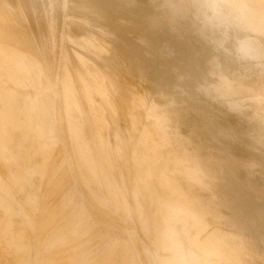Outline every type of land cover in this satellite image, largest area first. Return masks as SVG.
Here are the masks:
<instances>
[{"label": "rangeland", "instance_id": "obj_1", "mask_svg": "<svg viewBox=\"0 0 264 264\" xmlns=\"http://www.w3.org/2000/svg\"><path fill=\"white\" fill-rule=\"evenodd\" d=\"M3 1L0 0V14H2L1 17L4 19L3 21H4L7 29H9L11 32L15 31L14 33L16 34L17 38L15 39L16 42L14 41V44H13L14 47L16 46V48H19L20 50L22 49L23 51L22 50L21 51L23 52V54L24 53L25 54H24L23 58L21 60H19L17 54L8 51L7 48L4 47L5 44L0 42V45H1L0 46V54L3 55L7 60L15 63L18 66L19 70H20V73H17V74H14V75H13L12 72L8 73V75L0 74V82H2V84H5L6 87H8V88L11 87L12 88L11 91L7 92L6 94H3V97L5 95V98H4L5 105H7L6 106V115H8L9 113L11 114V117H12V120H13V125L17 126V127L15 126L17 131H18L17 128H19L21 126L20 124H22L21 123L22 119L24 120V121L23 120L22 121L25 124H24V127H22V126L20 127V128H23V129L19 128L20 129L19 132H17L14 129L16 131V133H17L16 135L17 136L21 135L20 137L19 136L15 137V134L13 133L15 131L14 130L12 131V133H13L12 139L15 140V143L13 142L14 140H12L10 142V144L8 142L7 143L8 145L4 146L3 142L0 141V147H1L2 150H3L4 147H6V148L7 147L8 148L11 147L10 149H13V152L15 151V154H16V152H18V155H15L14 153L12 154V152H9V155L8 154L5 155V153H3V155H0V160L2 161V164H4L5 166H10V168H11L10 169L11 170L10 171L11 175L9 176V178L5 174L4 175H0V188H1L0 189V206H1L0 208L3 207V193H2L3 185L5 183H8V185H11V187L9 186V188L11 190H10L9 196H8V207H9V213L10 214H8V212H5L7 214V216H6L5 213H3L5 211V210L3 211V208H4L3 207L1 209L2 212L0 213V217H1V214L3 213L2 216L4 215V218H6V217H8V219H9V217L12 218V221H14L12 223L13 226L10 223L12 221H10L8 223V225L10 227V230H11L12 227L15 228L14 230L12 229V231H10V232L7 231V233L6 232L3 233L2 230L7 225V222H8V219H7L6 225H4L5 227L0 229L1 230L0 231L1 235H3V234H6V236L8 235L6 239H5L6 236H4V235H3L4 236L3 238L0 237V239L3 240V241H0V254H1L0 255V264H3V263L4 264H6V263L15 264L17 260H18L17 263L20 260V262L22 264H49V263H47L49 261H50V264H58V263L59 264H73L74 262H76L74 264H88V263H90L89 261H90L91 258H97L98 259L100 257H105L106 253L109 250L107 251V249L105 247V244H106V241H107V238L104 237L105 233L103 234V232L106 231L105 230V226L102 227L103 229H100L101 225L99 223V220H100L99 210H100V204H101L100 195L105 194L106 190H107L109 195L110 194L113 195V199H114L115 196H118L119 199L117 200V202H114L113 200L111 201V200L108 199L107 202L104 201L102 204H104V205L107 204L109 210L111 209V207L113 208V210H115V209H122L123 210L124 209L127 212V215H128V216H124V218H123V228H122L123 233L122 232H115L112 235L115 239H118L121 242L124 241L123 244H122L123 246L121 245L122 248L120 246H118V248H116L115 246H112L111 251H109V254L107 256L114 257L117 252H120V256H122L124 258V260H126L128 258L130 259V257L131 258L135 257V256H137L139 254V251H137L138 248H140L139 250H141V245L139 244V242H142V243L145 242L144 244L150 245V247H151V245H153V244H151L153 241L150 242L148 240H151V239L153 240V237H155L157 235H158L157 236L158 238L161 237V244L158 243L163 248V249H161V252H163V254L169 252V248L167 247L168 246V242L165 243L166 239H165V237H163V234L162 233H158L157 234L155 231H153V233H152V230H150L149 228H146V229L144 228L143 229V227H146V225L143 224L141 222V220L136 216L138 214V212L142 208L141 207L142 199L144 200L146 197L148 199V198H151L153 196L152 195L153 194L152 191L155 189L153 187V184L151 183L153 181V176H154V174H153L154 170L153 169L156 167V164H158L159 161H161L163 159L162 157H164V155H161V154H159L157 152V150L155 148V145L153 143H152V145L150 147L151 149H148V150L147 149H143L142 151H139L140 154L142 153L141 155L140 154H138V155H136V154L128 155V156H130V159H129V161L127 160V163L129 162L131 165L133 163H135L137 167H143L145 172L149 171L148 174L145 173V172L143 173L144 177H143L142 174L138 175V173L133 176L132 169L129 168L126 171V173L128 172L131 177L129 176L130 180H126L125 176L122 174L123 171H121L122 173L117 171V167L119 168V166L122 165V163H123V161H122V160H124L123 157L125 159L127 158V154L124 155L122 153H119L118 155L113 154V153L112 154H108V162L109 163L113 162V163H111V165H112V168H113L112 171L114 172L113 177L111 176V173L108 172V176H107L108 177V181H106V177L104 175L105 171L100 169V167H101L100 165H102L104 163V158L98 153V150L100 149V144L102 143V145L104 147H109V150H110L113 147L111 145H113L117 140H121V139H117L116 140V138L113 139L111 137H108V135H110V132L108 130H106V129L108 128L109 130H113L114 133H115V131H119V129H120V131H123V125L124 124H123V122L120 119L123 118L122 117L123 114H125L124 116H126L128 114L126 117L129 118V121H131L129 123V125L131 124V126H129L128 123H127L126 128H124V129L127 130L128 133L125 130L127 137H124L123 140L125 141V145L128 144L127 146H128L129 149H132L133 147L135 149L136 145L134 144V142L136 141L135 137L137 136V134H136L137 130L135 131V127H136V124H137V122H136L137 121V117H136L137 114L136 113H138V111H137V106L135 104H133V103L137 102V98H139V96L141 97V99H144L146 101H148V99H150L152 97H155V102L156 103L158 102V100H160V99L162 100V98L167 97V95H165V93H167V91H164V90L159 91V89H157V88L148 89L147 87H145L144 85H146V84H147L146 86H148L147 79L140 80L141 83L139 84V88L138 89L137 88L134 89V91L137 90L138 92H139V89H140V92L143 93L142 95H141L140 92H139L140 93L139 94L137 91H136V94H137L136 95L135 92L133 91V89L130 88L129 85L134 82L133 80L136 79L138 74H135V72L132 71L133 69H131V66H130L131 65L130 63H133L135 61L131 57V52H132V47H133L131 45L132 42H130L131 43L130 44L129 41L128 42L127 41H123V39H124L123 36L124 35H132V34L141 35L140 37L143 36L142 38H146L148 34L149 35H151V34L156 35V37L154 38L155 39L154 42H152V44L149 45V46H148V42L145 41V40L141 41V42L137 41L134 45H137V49H140L141 52H143L142 54H144L145 56L148 55V51L149 50H151L152 52L155 51V55L156 56L153 59V62L151 61V58H150L149 62H150L151 65H155L157 67H163L164 65L170 67V71H171L170 81L173 78L172 81H171V89H170L171 90L170 93H171L172 100L174 98H176V99L178 98L177 100H179V99L183 100L185 98L184 101L186 100L185 107H182V109L185 108L184 109L185 111H180L179 112V113H184L185 115H187L186 117L188 118V119L186 118L187 121L185 123L186 132H184V133L182 132L181 133L182 135L180 133H178V132H177L178 135L174 134L175 131L173 129H171V127H169L168 123L156 122V124H154L155 123L154 122L155 117H152L150 115H149V118L146 121V124L149 125V123H150L149 127H151V125H154V127H155V125L156 126L162 125V126H160L162 130H166L167 132H169L170 130L172 131L171 132V134H173L172 136H170L169 138L167 136L163 137V144H164L163 147L166 146L165 147L166 149L171 148L173 145H180L182 143L184 144V146H186V152L187 153L185 155V160L183 162L182 161L180 162L181 165H188L189 164L188 167H190V168L191 167H196V165L199 162L205 160V161H208L210 163L212 162L211 164L215 165V167L218 170V173L215 176H204V175H201L196 180H193L192 177H190L187 174V177L189 179H187L186 185H180L176 181L174 182L175 176L178 175V174L176 175L178 168L173 163V167L176 170L175 173L172 174L173 177L172 178L171 177H167L165 179V181L164 180H163L164 182L161 181L160 182L161 184H159V185H161L163 188L166 185V187L164 188L165 191H166V188L168 186L167 190L169 191V194L173 195V197H176V199H179V200H178V202L177 201L173 202L171 200H169V201L168 200H166V201L164 200L163 201V199L161 197L160 198L161 200L158 201L159 206H161L160 208L161 209L162 208L163 209L164 208L165 209H168V208L171 209L172 207H177V209L189 210L193 214H195V213L197 214V213H200V212H205L206 210H216L218 212V215H220L219 216L220 219L216 218V219H214V222H213V223H216V226L218 227L217 230H215V232L212 233L210 231L211 230L210 224H206L205 223L203 225V230L202 229L200 230V232L202 233L201 236H202V238H204V239L207 238L210 241L212 239H214V241H218L219 240L218 238L220 237V242L219 243L222 244L223 246H226V245L223 244L224 241H225V243L227 244L228 247L226 246L225 248L224 247L222 248V246L218 243L219 246L223 249L224 252L222 251V253H224V254H222L220 252L221 248H218L219 250H213V251L202 249L203 251L202 250L201 251L204 254L202 253L201 255H206L207 254L210 257L211 256L215 257L214 258L215 259V263L214 264H264V262H262V261H264V259H263V257H264L263 256L264 255V170H263L264 169V146H263L264 143L262 142V141H264V124H263L264 123V97L260 98L259 100L257 98H249L252 101H254L255 99L258 100L256 102V105L254 107H252L253 112L255 111L253 113L254 117H252V121L241 122V123L236 122V124H235V122L229 120V116L227 117V114L225 113L226 114L225 115L224 111H223V113H221L222 111L221 110H217L215 107L212 108L210 106L200 104L201 103V99L204 98L202 93H201V90H202V88H204V87H206L208 85L207 80H208V77L211 75L210 69L208 67H206L207 62L210 61L211 59H215V58L216 59H218V58L219 59H223V56L219 55V53L217 51L212 50L211 48L209 49L208 45L207 46H206V44L202 45V43H201V41H205V42L208 41V43L211 44L214 41H219V40H217L218 36L216 35L218 29H216L217 27H216V25L214 23V20H215L214 19L215 18L214 12L211 9H203L202 8L203 4L198 3V1H196V0H155V1L154 0H127V1H125V0H119V1L118 0H97V1H95V0H92V1L91 0L90 1L89 0H85V1L84 0H80L81 2H79V0H46V1L45 0H27L26 2H25V0H21V3L22 4L24 3L23 5L19 2V0H13L14 2L12 0H5L6 2L5 1L3 2ZM87 1H88V3H87ZM7 2L8 3L10 2V4H8ZM82 2H84L83 3L84 5L81 4ZM85 2L87 3L86 5H85ZM25 3H27V4H25ZM75 3L77 5H75ZM78 3H80V4H78ZM100 3L102 4L103 8H101ZM15 4L18 5V6H15ZM90 5H92V6L90 7ZM125 5H126V7H125ZM85 6L86 7L88 6L87 8L89 10ZM24 7L25 8L26 7L30 8L29 9L30 11L28 10L29 12L27 11V13H26L27 8L25 10ZM34 7H36V8H34ZM67 7H68L69 10H67ZM109 7H111V8H109ZM22 8H24V9H22ZM70 8L72 10H74V11H72ZM79 8L82 11H80ZM156 8H157V10H156ZM18 9L20 10V15H19ZM76 9L79 10V11L77 12ZM100 9H102V10H100ZM135 9L137 10L136 12H135ZM7 10H8V12H6ZM85 10H86V12H85ZM87 11H88V13H87ZM90 11H91V13L92 12L93 13L90 14ZM142 11H143V13H142ZM190 11H191V13H190ZM5 12L7 13V15H6ZM36 12H37V14H36ZM82 12H85V13H82ZM178 12L181 13V14H179ZM16 13H18V14H16ZM110 13L112 15H110ZM144 13H145V15H144ZM192 13H194V14H192ZM31 14H32V16H31ZM98 14H100V15H98ZM166 14H167V16H166ZM156 15H157V17H156ZM103 17H105V18H103ZM60 18H61V20H60ZM74 18H76V19H74ZM88 18L90 20H87ZM121 18H124V19H121ZM32 19H33V21H32ZM164 19L166 21H164ZM38 20H40V21H38ZM183 20H184V22H183ZM58 21H59V23H58ZM94 21H98V23L97 22L94 23ZM209 21L212 22L213 24H210ZM55 22H57V23H55ZM100 22L103 23V24L105 23L103 25V27H106V28L108 27V28L107 29L106 28L105 29L102 28V24ZM180 22L183 23V24H181ZM185 22H187V23H185ZM75 23H76V25L74 26ZM139 23H140V25H139ZM15 24H16V26H15ZM30 24H31V26H30ZM70 24H72L73 26L71 27ZM79 25H82V26H79ZM107 25H109V26H107ZM112 25H113V27H112ZM33 26L36 27V29ZM39 26H41V27H39ZM42 26H44V28H42ZM56 26L58 27V30H57ZM79 27H83V28L81 29ZM116 27H118V30L116 29ZM18 28H19L20 31L18 30ZM69 28L70 29L73 28V32L69 31L70 30ZM132 28H134V29H132ZM12 29H13V31H12ZM27 29H28V31H27ZM74 29H75V31H74ZM127 29H128V32H126ZM214 29H215L216 32H214ZM31 30H33L34 32L36 31L37 33H34ZM67 30H68V34L70 32L69 35L66 34ZM94 30H95V32H94ZM107 30L109 32H107ZM57 31H59V32H57ZM85 31H88V32H85ZM139 31H141V32H139ZM97 32H98V34H97ZM133 32H135V33H133ZM86 33H88V36L90 38L88 36H86L87 35ZM99 33L101 35H104V36L99 35ZM196 33H198V34H196ZM36 34L41 39H39V37ZM73 34H75V35H73ZM77 35L82 36V37L79 38V36H78L77 41H74L75 40L74 38H77L76 37ZM23 36H25V37H23ZM34 36L38 37V38H35ZM83 36H85L87 39H85V37H83ZM200 36H201V38H200ZM45 37H46V39H45ZM102 37L106 38V40L103 39ZM157 37H158V39H157ZM164 37L167 39V42H166ZM70 38H72V39H70ZM169 38H170L171 41H169ZM25 39L27 41H24ZM38 39H39V41H38ZM88 39H90V40H88ZM172 39H173V42H172ZM107 40L109 41V43H108ZM110 40H112V41H110ZM160 41L162 43H160ZM41 42H42V44H41ZM79 42H81L80 45H79ZM111 42H113V44ZM158 42L160 43V45H159ZM171 42L173 44L175 43L176 46L172 45ZM220 42H222V41H220ZM23 43L27 44L26 45L27 47ZM143 43L145 45H143ZM21 44L24 45V46H22ZM39 44H41V47L39 46ZM108 44L109 45L111 44L110 46H113V47H110ZM156 44H158L159 46L156 45ZM170 44H171V46H170ZM182 44H183V46H182ZM121 46H122V48H121ZM259 46H260L259 47L260 49L264 48V46H262V45H259ZM22 47H24V48H22ZM48 47H49V49H48ZM103 47H105V48H103ZM155 47H156V49H155ZM73 48H74V50H73ZM109 48H110V50H109ZM119 48H121L123 50L121 51V49L119 50ZM185 48H186V50H185ZM76 49H77V51H75ZM168 49H170V50H168ZM195 49L196 50L198 49V50L196 51ZM178 50H180V52ZM187 50H188L189 53L187 52ZM161 51L166 56H164ZM198 51H199V53H198ZM183 52L186 55L185 54L183 55ZM84 53H86V54H84ZM110 53L113 55L112 57H111V55L109 56ZM176 54L178 55V57H177ZM30 55H32L35 60L38 58L37 56L39 55V58L35 61L34 64H30L29 63V59L31 58ZM40 55H42V57ZM84 55L85 56L87 55L89 57V60H88V57L86 56V58H85ZM104 55L106 56L105 59L103 58V57H105ZM107 55H108L109 58L107 57ZM127 55H129V56H127ZM179 55H181V56H179ZM69 56L73 57V58H70ZM90 56L94 57V58L92 57L93 60L90 58ZM194 56H195L196 59L193 58ZM43 57H45V58H43ZM47 58H48V60H45ZM124 58H125V60H124ZM177 58H179L180 60H178ZM90 59L92 61H90ZM97 59H99V60H97ZM102 59L103 60L107 59L106 62L108 60H110V61H108L106 63L105 61H102ZM122 59L124 60L125 64H124ZM145 59H148V56L143 59V62L145 61L143 64L148 67L149 62L147 60H145ZM193 60L198 61L197 63L200 64V67H199V64H197L196 61L194 63ZM74 61H75V63H74ZM98 61H99V63H98ZM113 61H116L118 64L116 62H113ZM48 62H49V64H48ZM100 62L101 63L104 62V64L102 63V65L99 66L101 64ZM185 62H186V64H185ZM47 64L49 65V67L47 66ZM55 64L57 65V67L55 66ZM113 64H115V66ZM141 64H140V66H141ZM150 64H149V66H150ZM171 64H173V65H171ZM174 64H176V65H174ZM191 64H193V65H191ZM196 65H198V66H196ZM96 66H98V68ZM147 67H146V70H147ZM103 68H105V69H103ZM183 68H184V70H183L184 72L181 73ZM195 68H199V70L200 69L201 70L199 71V70H197ZM55 69H56V71H55ZM186 69L187 70L189 69L188 73H186ZM104 70H107V71L104 72ZM230 70H231V68L227 67V71H230ZM44 71H45V73H44ZM115 71H117V72H115ZM191 71H192V73H190ZM103 73H105L107 75L109 73V76L104 75ZM119 73H121V74H119ZM183 73L185 74V76H184ZM9 74L11 76H9ZM197 74H198V76H197ZM177 75H179V76H177ZM190 75H191L192 78H189ZM202 75H204V76H202ZM1 76H3V77H1ZM32 76H34V77H32ZM113 76H114V78H113ZM119 76H121V77H119ZM124 76H126L128 78H126ZM156 77H157V81H158L159 80L158 79V75ZM132 78H133V80H132ZM197 78H199V79H197ZM123 79H125V81ZM129 79L132 82L128 83L127 81H129ZM114 80H115V82H114ZM116 80H118V81L116 82ZM121 80H122V82H121ZM179 80H181V81H179ZM143 81L145 83H143ZM33 82H35L36 84L33 83ZM190 83H192V85H190ZM239 83H242L243 87L252 88L253 91L264 93V74L260 73L258 71V69L256 71V74H254L253 76L244 77L242 81L235 82V85H238ZM40 84H41V87H44V86L48 87L49 85L50 86H54V90L52 91V90L45 89V91H43V90L39 91V85ZM106 84H107V86H106ZM120 84H121V86H120ZM126 84H128V86H126ZM116 85H118V86L115 88ZM140 85H143V86H140ZM177 86H179V87H177ZM57 87H59V90H58ZM131 87H132V84H131ZM122 88H123V90H122ZM146 88H147L148 91L146 90ZM115 89L116 90L118 89V91H116ZM119 89L122 92L120 94V97L118 96L119 93H120ZM142 89L146 90L147 92L142 90ZM185 89L187 90V92L190 91L189 92L190 95H189V93L187 94ZM130 90H132V91H130ZM156 90H157L158 93L156 92ZM173 90H175V91H173ZM114 91H116V93L118 92L116 94L117 97L115 96V92ZM41 92H43V93H41ZM128 92L130 94H128ZM155 92H156V94H155ZM161 92H163V93L161 94ZM50 93H54V94H52L53 97H54V105L53 104L51 105V103H52L51 101L52 100L49 97ZM131 93H132V95L135 94L137 97H135V95L132 96ZM168 93H169V91H168ZM248 93H250V92H248ZM109 94H110L111 97L109 96ZM112 94H113V96H112ZM130 95L133 98V100H131ZM157 95H159V96H157ZM12 97H14V98L12 99ZM67 98L69 99V101H68ZM109 98H112V99H109ZM134 98L136 100H134ZM56 99H58V104H55L56 103ZM113 99H114V102L116 104L114 102H112ZM117 99H119V100H117ZM156 99H158V100H156ZM122 100H124V101H122ZM129 102L131 103V105H130ZM189 103L192 104V106ZM100 104H102V105H100ZM117 104H118V106H117ZM20 105L23 107V112H21L23 114L19 113L20 110H22L21 109L22 107ZM109 105L111 106L112 109L110 108ZM129 106H131L133 108H131ZM43 107H44V109H43ZM101 107H103V108H101ZM122 107H123V109H122ZM127 108H128V110H127ZM56 109H58V110H56ZM130 109H132V110L134 109V110L133 111H129ZM118 110L119 111L121 110V111L119 112ZM56 111H58V112H56ZM46 112H47V114H46ZM130 112H131V114H130ZM150 112L153 113L155 111L151 110ZM27 113L30 116L29 115L27 116ZM119 113H123V114H119ZM31 116H33V117H31ZM117 116H118V118H117ZM208 116H211V117H208ZM29 117H31V119H29ZM104 117H106V118H104ZM107 117H108L109 120H111L110 123L106 120ZM32 118H34V119H32ZM42 118H44V119H42ZM16 119L18 121L15 122ZM28 119L31 120V123H32L31 127H30V122L26 121ZM68 119H70V120H68ZM33 120H34V122H32ZM45 120H46L48 125H50V126L52 125L53 126V124H54L55 128L63 130L62 133H63V136L65 138H71L73 136L76 137V133H79V132H80V134L82 136H84L83 137L84 144H81L78 141V138L76 137L77 145L75 147V151L70 153V154L67 151L68 148L64 149L63 147H60V149L59 148H57L58 150L56 149L57 154H59L61 156V158L63 157L64 160L63 161H62V159L60 160V156H56L55 155L56 152L54 154V157H53L54 159L53 160L55 161L56 165L62 166L61 167L62 171L64 170L66 172L63 171L64 172L63 173L61 171L60 175H58L57 178L52 181V183H54V184L51 183V185H49V181L47 182V178L45 179V182H47V183H43V185H41V183L39 182L38 176H37V178L35 180L31 179L34 175H36L39 172V169L35 170L36 168L33 165L35 163H37V165H38V163H39V165H42V164L45 163V161H44L45 160V156H44L45 153L43 151H38L36 149L37 146H35V145H37V141L35 142L36 139L33 138V137H37V134H35V132H34V131H36V133H37V127L36 126H40L42 122H45ZM53 120H54V123L52 122ZM225 120H227L228 122H226ZM218 121L221 123V125L218 124L219 123ZM225 122L227 123V125H225L226 124ZM26 123H29V124H26ZM33 123H35V124H33ZM72 123H73V125H72ZM133 123H134V125H133ZM237 123H238V125H237ZM176 124L179 125L178 122ZM203 124H204V126H203ZM33 125H35V127H33ZM101 125L105 127L104 131H103L104 136L100 135L101 134V130H100V126ZM119 125H120V127H119ZM236 125H237V127H236ZM28 126L30 127L31 131H30ZM223 126H225V129L223 128ZM129 127H131V129ZM26 128H28V129H26ZM5 129L8 130V131H6ZM72 129H74V131L76 130V133ZM241 129H243V130H241ZM4 130L6 131V133H5ZM23 130H24V132H22V133L24 135L20 133V131H23ZM26 130H27V132H26ZM28 130H29V132H28ZM106 131H107V134H106ZM192 131H194V132H192ZM30 132L34 133L35 136H34V134H33V136H30V134H32ZM227 132H229L231 134V136ZM9 133H11V126H9V125L5 126L4 122L2 123V125L0 124V139L3 140V138H5V136L8 138L10 136ZM64 133L66 134V136H65ZM127 134H130V135L128 136ZM238 135L240 137H238ZM25 136H27V137H25ZM21 137H22V139H21ZM29 137H30V139H29ZM18 138H19L20 141H22L24 139L22 141L23 143L20 142L18 140ZM25 138H27L28 140L27 139L25 140ZM256 140H257V142H256ZM25 141H26V143L24 145ZM150 141H152V140L150 139ZM18 142H20L19 145L16 144ZM31 142L33 143L32 145L30 144ZM237 142H238V144H237ZM110 143H112V144H110ZM144 143H146V144H144ZM148 144L149 143L146 142V141H142L141 142L142 146H147ZM21 146H24V147H22V149H21V148H19ZM29 146L31 147V150H30V148L27 149ZM33 147H35V148H33ZM24 149H25L24 153L28 154L29 157H28V155L26 157L25 154L23 153ZM26 149H27V151L29 153L26 151ZM93 149L97 150V152H92ZM17 150H22V151H17ZM19 152H21L23 154H20ZM143 152H144V154H143ZM41 153L42 154L44 153V154L41 155ZM40 155L43 157V159H44V160L42 159L43 161L40 160L42 158ZM144 155L146 157L142 158V156H144ZM151 155H152V158H151ZM11 156H13V157H11ZM110 156H112V157H110ZM117 156H118V158H117ZM188 156H189V158H188ZM18 157H19V159L17 160ZM20 157H22V158H20ZM23 157H24V159H23ZM30 157H31V159L29 160ZM38 157L40 159H38ZM57 157H59L58 158L59 162H57ZM158 157H159V160H158ZM35 158H37L38 160L35 159ZM140 158H142V159H140ZM186 158H187V160H186ZM21 159H23L24 162H22ZM20 160H21V162L19 163ZM28 160H29V162H27ZM219 160H220L221 163L219 162ZM39 161H41L43 163L41 164V162H39ZM156 162H158V163H156ZM65 163H66V165H65ZM118 163L120 164L119 166H118ZM144 163H145V165H144ZM21 164H22V168H21ZM26 164H28V165L26 166ZM30 164H32V165L30 166ZM50 164L52 165L51 161H49V166H50ZM218 166H220V170H219ZM255 166H256V168H255ZM64 168H66V169H64ZM16 171L18 172V175H16ZM253 171H255V172H253ZM65 173H67V175H65ZM116 174H119L120 176L117 177ZM137 175H138V177H137ZM146 175H148V176H146ZM60 176H61V178H60ZM62 176H66V177H63V179H62ZM149 176H151V178H147ZM116 177H117V180H119V182L117 181L118 184H116V181H115ZM61 179H62V181H61ZM123 179H124L125 182L128 181V184H127V182L124 183ZM4 180H6V181H4ZM141 180H142L143 183L146 182L147 184L146 183L143 184L141 182ZM170 180H172V181H170ZM200 180H203V182L201 183ZM14 181L16 182V184H15ZM55 181H57L56 182L57 184L55 183ZM58 181L60 183H58ZM63 181L65 182V184L62 183ZM112 181H113V183H112ZM167 181H169V182H167ZM211 182H213V183H211ZM106 183H107V185H106ZM168 183H172V184H168ZM119 184H120V186H119ZM151 184H152V186H151ZM234 184H235V186H234ZM21 185H23V186H21ZM70 185H71V188H70ZM126 186H128V187H126ZM139 186H141V187H139ZM161 186H159V188H161V190H163ZM241 186H242V188H241ZM40 187L43 188V190ZM172 187L174 188L173 190H171ZM176 187L178 189H175ZM190 187H191V189H190ZM53 188L56 189L57 191H54ZM64 188H66V189L69 188V190H66ZM16 189H17V191H16ZM51 189H53V190H51ZM151 189H152V191H151ZM248 189H249V191H248ZM60 190L61 191L65 190L66 194L63 191L61 192ZM129 190H130V192H129ZM14 191H16V192H14ZM172 191H174L173 193H175V195L172 193ZM190 191H195V193L202 194L203 196L197 197L198 200H196L197 198L191 197L189 195ZM225 191L228 192V193H226ZM56 192L59 193V194L57 195ZM142 192H144V193H142ZM32 193H34V195ZM49 193L52 196V198L49 195L47 196V194H49ZM61 193L63 195V197L61 196L62 199L65 198L64 200H61V197H59V195ZM127 193H128V195H127ZM249 193H251V194H249ZM11 195L12 196L14 195V196L11 197ZM65 195H67V198H66ZM251 195L253 197H251ZM15 196H16V198H15L16 200L14 199ZM239 196H240V198H239ZM57 197L59 199H57ZM201 198L204 199V200H201ZM238 198H239V200H238ZM180 199L183 200V202H181ZM243 200H244V204L245 205L243 204ZM261 200L263 201V203H262ZM46 201H47V203H46ZM51 201L53 202V206H56V208L53 209ZM88 201H90V203ZM139 201H140V203H139ZM40 202H41V204H40ZM247 202H251V203L248 204ZM181 203H182L183 206L181 205ZM254 203H256V204L258 203L257 204L258 206L256 204H254ZM18 204H20V205L23 204V206H22L23 208L20 205H18ZM43 204H45L46 206L43 205ZM57 204L61 208L62 216H61V213H60V208L57 206ZM87 204H88V206H87ZM198 204H199L200 208H199ZM235 204H236V206H235ZM150 205H151V203H150ZM164 205L166 207H164ZM247 205H249L250 208ZM253 205H254V207H252ZM49 207H51V209H52L54 214H55V211H56L57 214L58 215L60 214V215L58 216L57 214H55V215L51 214L52 211H51V209H49ZM247 207H248V210H247ZM94 209H96V210H94ZM241 209H242V211H241ZM24 210H25V212H24ZM37 210H40V211H37ZM47 210H48V213L46 212ZM250 210L252 211V214L254 213L253 214L254 216L250 213L251 212ZM243 212H245L246 215ZM26 213L28 215L29 214L30 215L27 216ZM39 213H40V215H39ZM66 213H67V216H66ZM239 213H240V215H239ZM248 213H250V214H248ZM37 214H38V216H37ZM247 214H248V216H247ZM96 215H97V217H96ZM235 215H237V217ZM42 216H44V217H42ZM52 216H55V217H52ZM60 216H61V219H59ZM131 216H132V218L134 217L135 219L134 218L132 219ZM249 216L252 219V221L249 218ZM125 217H126V219H125ZM253 217L255 218V220H253ZM1 218H3V217H1ZM1 218H0V220H2L1 221L2 223L0 222V227H3V224H5V220L6 219H4V218L1 219ZM31 218H33V219H31ZM34 218H35V220H34ZM36 218H37V220H36ZM45 218H47V219H45ZM246 218L248 220H246ZM22 219H23V222H22ZM30 219H31V222H34L35 224L32 223L33 225H31ZM58 219H59V221H58ZM62 219L64 220L63 222H65L64 224L62 223ZM136 219L138 220L139 223L136 222L137 221ZM237 219H240L241 222H243V220L245 221V222H243V224H244L243 226L244 227L242 226V223H240V221H238ZM249 219H250V221H249ZM20 220H21V222H20ZM67 220H68V226H66L67 225V223H66ZM206 220H209V223H210L212 219L211 218L203 219V221H206ZM45 221H46V224H43V223H45ZM107 221H109V220H107ZM113 221H115V218H113ZM255 221L257 222V224H255L256 223ZM41 223H42V225H41ZM129 223H130V225H129ZM18 224H21L22 226L19 225V227H18ZM59 224H60V226H59ZM139 225L142 226V228H140ZM23 226H24V228L22 229ZM41 226H43L44 228L42 229ZM55 226H56V228L58 230H55ZM106 226L107 227H111L109 225H106ZM261 226H262V228H261ZM16 227L21 229V230L16 229ZM26 227H28L29 229H27ZM52 227H54V228H52ZM59 227L62 228L63 230H64L65 227H66L65 229L68 228L69 229V233H68V230L63 231L62 229H61V232H59L60 231ZM235 227H236V229H235ZM242 227L246 231L244 229H242ZM31 228H33V229H31ZM39 229L41 231L44 230V231H42V233L44 232L43 235L44 234L47 235L46 239H45V236L42 235V233H41V231ZM147 229H149V230H147ZM257 229L260 232H257ZM15 230H17V231H15ZM236 230H238V231L236 232ZM13 231H15L16 233L15 232H14V234L11 233ZM20 231H21V233L17 234V232H20ZM45 231H47L49 233L47 234ZM96 231H98V232H96ZM252 231H253V233L255 235L252 233ZM38 232H40L41 234L38 233ZM50 232H51L52 235L50 234ZM65 232L68 234L70 239L67 237V234ZM131 232H134L133 235H135V238L139 242H137V241H133L132 242L131 241L129 243L128 240L131 238V235H132ZM246 232H247V234H246ZM93 233H96V234H93ZM101 233H102V235H101ZM20 234L22 236L21 240H19L17 242L16 241L17 240L16 239L17 236L15 237V235H20ZM10 235H12V236H10ZM48 235L52 236V237H49ZM65 235H66L67 239L65 238ZM89 235H91V236H89ZM159 235H161V236H159ZM9 236L12 237V238H10ZM30 236H31V238H30ZM41 236L44 237V238H42ZM62 236H63V238H62ZM253 236H256L258 239H256V237H253ZM23 237H24L25 240L22 239ZM87 237H88V239H86ZM208 237H210V239ZM231 237H232V239H231ZM8 238H9V240L7 241ZM235 238H238V239H235ZM10 239L13 242L12 247H14L16 245L18 246V247L16 246V249L14 247V250H16L15 252H13L14 251L13 248L10 247V245H11L10 243H12L10 241ZM42 239H43V241H42ZM71 239H72V241L74 239L77 241V239H78V241H79V242L77 241L78 244L76 243V241H73V243H72ZM110 239H111V237H109L108 241ZM226 239L228 240V243H227ZM248 239H250V241ZM4 240H6L7 242L4 241ZM44 240L45 241L48 240L47 241V245L45 244L46 242ZM21 241H22V243H21ZM39 241H41V243L42 242L43 243L41 244ZM68 241H70V244H67ZM221 241H222V243H221ZM236 241H238V244H237ZM36 242H38L39 245ZM149 242H150V244H148ZM5 243L6 244L8 243V244L4 246ZM27 243H28V246H30V245L31 246L28 247ZM80 243H81V245H80ZM133 243L135 244V246L133 245ZM35 244L38 245V247H37L38 249L36 248ZM43 244L46 246L45 248H44ZM254 244H256V245H254ZM41 245H43V247ZM136 245H138V246H136ZM25 246H27V247H25ZM39 246H40V251H38L39 250ZM57 246H59V247H57ZM153 246H152V248L154 250L156 249L158 251V249H159L158 245H156L157 247L155 246L156 248H154ZM4 247H6V248H4ZM23 247H24V249L28 248V249L24 250L25 253L26 252L27 253H31L32 252V253L28 255V254H25L24 251L22 250L23 251V255L25 254L24 257H23L22 251L19 250V248L23 249ZM41 247H42V249H41ZM65 247H67L66 248L67 251L64 249ZM88 247H90V248L88 249ZM127 247H128L129 250L127 249ZM229 247L232 248V249H228ZM259 247H260L259 251H258V249H255V248H259ZM17 248L21 252L20 253L21 255L19 254V252H17ZM57 248H58V251L56 250ZM73 248H75V249L77 248L76 249L77 251L75 249H73ZM226 248L229 251L225 250ZM70 249L73 251V252H70V253L72 255H74V258L69 253V251H71ZM119 249H120V251H119ZM122 249H123V251H122ZM26 250H29V252L26 251ZM36 250H37V252H36ZM50 250L53 251V252H51ZM54 250H55V252H54ZM59 250H61V251H59ZM74 250L79 254L77 259H76V256L78 254L76 255V252ZM243 250H244V252L245 251H247V252L244 253V252H242ZM7 251H8L9 254L7 253ZM9 251H11V252H9ZM63 252H66V254L65 253L63 254ZM145 252L147 253L148 249H145ZM225 252L230 254V256H228ZM259 252H260L261 256L258 255ZM36 253L38 255L39 254L40 255L42 254V255L38 256V255H36ZM50 253H52V254L50 255ZM68 253H69V255H67ZM126 253L129 256H127ZM140 253H141V251H140ZM9 255L12 258H10ZM12 255H14L15 258H17L16 256H18L19 258L15 259V258H13ZM26 255H28L29 257L28 256L26 257ZM21 256H22V258H24V260L20 259ZM67 256H69V258ZM5 257H7L8 259L5 258ZM25 257L27 259H25ZM32 257H33V259H32ZM44 257L45 258L47 257L46 258V262H45V258ZM59 257H61V258H59ZM62 257H63V259L66 258V259H64L65 261L62 259ZM1 258H2V260H1ZM11 259H12V261L13 260L14 261L11 262ZM58 259H60V260H58ZM69 259L71 261L70 263H69ZM72 259H73V261H72ZM74 259H76L78 261H76ZM4 260H5V262H4ZM6 260H9V261H6ZM1 261H3V263ZM24 261H26V262H24ZM20 262L18 264H20Z\"/></svg>", "mask_w": 264, "mask_h": 264}, {"label": "crops", "instance_id": "obj_2", "mask_svg": "<svg viewBox=\"0 0 264 264\" xmlns=\"http://www.w3.org/2000/svg\"><path fill=\"white\" fill-rule=\"evenodd\" d=\"M196 1H198V3H201V4H203V6H202V8L203 9H210V8H208V7H206V5H209V4H211V3H214V2H219V3H227V4H235V3H237L236 1L237 0H196ZM241 1H243V2H245V3H248L249 5H254V4H258V1L257 0H241ZM260 3H262V4H264V0L263 1H261ZM252 8H256V6H252ZM230 11H234V9H230V10H228V14L227 15H224V14H215V18H216V20H214V23H215V21H217V26L218 27H222V26H230V25H232L233 24V16L230 14L231 12ZM232 18V19H231ZM214 32H216L215 31V29H214ZM216 35L218 36V38H217V40H219V41H226L227 39H226V33L225 32H221L220 30H218L217 31V33H216ZM125 37H124V39H123V41H129V42H132V45L134 46V47H132V52H131V57H132V59L133 60H135L134 62H137L135 65H136V67H135V65L133 64V63H130L131 64V68L132 67H134L133 68V71L137 74L138 73V71H139V75L137 76V79H136V81H134V86H133V84H132V88L133 89H136L137 88V86H138V88H139V84H140V79L141 80H143V79H148V86L147 87H149L148 89H151V87H153V88H158L159 89V91H161V89L162 90H164V91H167V93H165L166 95H167V97H165L164 99L162 98V100H159V102L158 103H156V102H153V101H155V97H153V98H150V99H148V101H146V100H144V99H141V97L139 96V98H137V102L135 103V105L137 106V111H138V113H137V124H136V129H135V131L137 130V136L135 137L136 138V141L134 142L135 143V145H136V147H135V149H134V147L130 150L129 148H128V146L127 145H125V141L124 140H122V139H124V137H125V130H124V127L126 128V125L127 124H125V122L126 123H128V125H129V118L127 119V117L126 116H124L123 115V118L121 119V121L123 122V131L122 132H120V131H115V133L113 132V130H109L108 128L106 129V130H108L109 132H110V135H108V137H111V138H116V140L117 139H121V140H117L113 145H111V146H113L112 147V149H110L109 150V148L108 147H104L103 145H102V143L100 144V149L98 150V153L104 158V165L102 164V165H100L101 167H100V169L101 170H103V171H105V173H104V175H105V177H106V181H108V172H110L111 173V171H112V165H111V163H113V162H111V163H109L108 162V154H112L113 152V154H116V155H118L119 153H122V154H127V152H128V154L130 155H133V154H136V155H138L139 154V151H142L143 149H150V147H151V145H152V143L155 145V148H156V150H157V152L158 153H160L161 155H164V158L158 163V164H156V169L154 168V171H153V174H154V176H153V185H154V191H152V192H154L155 194L149 199H147V197L145 198L146 200H142L141 201V203H142V205H141V210L138 212V214H137V217L141 220V222L143 223V224H145L146 225V227L147 228H149V227H151V228H149V229H151V230H153V231H155L156 232V230H158L156 233H162L163 234V237H165V239H166V242H168V248H169V252L168 253H165V254H163V252H162V255L160 254V250L162 249V247H160V245H159V251L160 252H158L156 249H155V251H154V249L152 248V247H150V246H148L147 244H144V243H142V242H139V244L141 245V254H140V251H139V254L137 255V256H135V257H130V259L128 260V259H126V260H124V258L122 257V256H120V252H117L116 253V255L114 256V257H112V256H107L108 254H109V251H111V248H112V246H115L116 248H118V246L120 245V247H121V245L123 244V242H121V241H119L118 239H115L112 235H113V233H115V232H122L123 233V231H121L122 230V228H123V218H124V216H128L127 215V212L123 209H115V210H113V208H111L110 210L108 209V205L107 204H102L104 201L105 202H107L108 201V199L109 200H113L114 202H117V200L119 199L118 198V196H115L114 197V199H113V195H109L108 194V192H107V190L105 191V194H102V195H100L101 197H100V202H101V204H100V212H99V216H101V218H100V229H103L102 227H104L105 226V238H107V241H106V244H105V247H106V249H107V253H106V256L105 257H100V258H91L90 259V263H88V264H144V263H146V264H171L170 262L172 261V260H174L175 261V263H173V264H214L215 263V257H210L209 255H201L203 252L201 251L202 249H204V250H211V251H213V249H215L214 247H212L213 245L215 246V247H217V245H218V242L217 241H215L214 243H217V244H213V241H214V239H212L211 241L212 242H209L208 240V242L207 243H205L206 241V239L204 240L203 238H202V233L200 232V230L202 229L203 230V225L206 223V224H210V228H211V232L212 233H214L215 232V230H217V226H216V223H213L214 222V219H216V218H219V215H217L218 214V212L216 211V210H206V212H200V213H195V214H193V213H191V211H189V210H186V209H177V207H172L171 209H161L160 207L161 206H159V204H158V201L159 200H161L160 198L162 197V199L163 200H171V199H174L175 200V198H173V195H171V196H169L167 193H165L164 191H162L161 189V193H160V190H156V188L159 186L158 184H160L158 181H163V180H165L167 177H169V175L172 177V174L173 173H175V169H174V167H173V163L176 161V160H180V161H184V159H185V155H186V146H184V144L182 143V144H180V145H173L171 148H168V149H166L165 147H163V137H165V136H167L168 138L170 137V136H172V134H171V130L169 131V132H167L166 130H162L161 129V127L160 126H156L155 125V127H157V128H155L154 127V125H151V127H149V125H146V121H147V119L149 118V115L150 116H153L154 114V116L153 117H155V120H154V124H156V122H159V123H161V122H164V123H168L169 124V127H171V129H173L174 131H175V133L174 134H176L177 135V132L178 133H182V132H186L185 130H186V126H185V123H186V121H187V115H185L184 113H179L180 112V110L182 109V107H185V104H186V100H185V102H184V100H182V99H179L178 101L179 102H177V99L176 98H174L173 100H172V97H171V93H170V89H171V82H170V75H171V71H170V68H169V66H163L162 67V69H161V67H157V66H155V65H151L150 64V62H149V64H150V66H148L147 67V70H145L146 69V66L143 64L144 62H143V59L144 58H146L147 56H148V58H151V61L153 62V59L155 58V51L154 52H152L151 50H149V52H148V55L145 57V55L144 54H142V52L140 53V51L141 50H139V49H136V51H135V48L137 47V45H134L136 42H137V40H138V42L140 41H147L148 42V46L149 45H151L152 44V42H154V38L156 37V35H154V34H151V35H147V37L146 38H144V40H143V38L142 37H140L138 34L136 35V34H132V35H124ZM131 36V37H130ZM130 38V39H129ZM126 39V40H125ZM150 39V40H149ZM152 40V41H151ZM151 43V44H150ZM136 46V47H135ZM136 52V53H135ZM152 52V53H151ZM151 53V54H150ZM154 53V54H153ZM137 56H136V55ZM135 55V56H134ZM138 55H139V57H138ZM144 56V57H143ZM164 56H166V55H164ZM135 58V59H134ZM141 58V59H140ZM139 60H140V62L143 64H141L140 62H139ZM140 64H141V66H140ZM138 66V67H137ZM143 66V67H142ZM152 66V67H151ZM150 68V69H149ZM159 68V69H158ZM161 69V70H160ZM138 70V71H137ZM164 70V71H163ZM137 71V72H136ZM159 71V72H158ZM163 71V72H162ZM169 71V72H168ZM147 72V73H146ZM144 73V74H143ZM159 73V74H158ZM147 74H150L151 75V77H149L150 75H147ZM155 74L156 75H158V79L160 80V81H157V77L155 76ZM144 75V76H143ZM145 75H147V76H145ZM167 76V78H165ZM140 77V78H139ZM165 78V79H164ZM169 79V80H168ZM150 80H151V82H152V86H151V82H150ZM166 80V81H165ZM139 83L138 85L136 84V83ZM159 82V83H158ZM160 82H163V83H160ZM165 82V83H164ZM167 82H169V83H167ZM160 85V86H158V84ZM136 84V85H135ZM163 85V86H162ZM162 86V87H161ZM169 86V87H168ZM58 88V90H59V87H57ZM170 88V89H169ZM11 87H6L5 86V84H2V82H0V124H2L3 122L5 123V126H11V133H10V136L8 137V138H6V136H5V139H3V140H5L4 142H3V140H1L0 139V141H2L3 142V144H4V146H6L7 145V143L10 141H12V131L14 130V129H16V127L13 125V120H12V117H11V114L9 113L8 115H6V105H5V100H4V97H3V94H6L7 92H9V91H11ZM45 89H47V90H54V86H48V87H41V84L39 85V91L40 90H43V91H45ZM168 91H169V93H168ZM41 93H43V92H41ZM52 94H54V93H50L49 94V97H50V99L52 100L51 102V105L53 104L54 105V97H53V95ZM169 95V96H168ZM5 96V95H4ZM3 98V99H2ZM167 98V99H166ZM175 100V101H174ZM183 101V102H182ZM208 100L207 99H205V98H203V99H201V103L200 104H203V105H209L208 104V102H207ZM56 103L58 104V99H56ZM55 103V104H56ZM145 103V104H144ZM153 103V104H152ZM184 103V104H183ZM179 104V105H178ZM166 105H167V107H166ZM184 105V106H183ZM256 105V103H253V101L251 100V99H249V98H243V99H241V102L240 103H235V104H228V103H217V102H215V103H213V107H215L217 110H221V111H225L224 113H226L227 114V116H229V120L230 121H233V122H238L239 121V123H241V122H248V121H251L252 119V117H254V112H253V109H252V107H254ZM5 106V107H4ZM146 106V107H145ZM232 106H235V108H229V107H232ZM157 107V108H156ZM172 107V108H171ZM139 108V109H138ZM153 108V109H152ZM156 108V109H155ZM169 108H170V110H169ZM155 109V110H154ZM185 109V108H184ZM184 109H182L181 111H184ZM151 110H153V111H156L155 113L153 112V113H151L150 111ZM164 110V111H163ZM168 110V111H167ZM174 110H175V112H174ZM141 111V112H140ZM158 111V112H157ZM172 111V112H171ZM3 112V113H2ZM228 112V113H227ZM233 112V113H232ZM234 112H235V114H234ZM140 113V114H139ZM152 114V115H151ZM143 115V116H142ZM147 115V116H146ZM237 115V116H236ZM9 116V117H8ZM230 116H231V118H230ZM126 117V118H125ZM141 117V118H140ZM199 117V116H198ZM233 117V118H232ZM239 117H240V119H239ZM246 117V118H245ZM248 117V118H247ZM3 118V119H2ZM124 119V120H123ZM142 119V120H141ZM250 119V120H249ZM68 120H70V119H68ZM16 121H18L17 119L15 120V122ZM108 122H111V120H107ZM125 121V122H124ZM170 121V122H169ZM53 123H54V120L52 121ZM143 122V123H142ZM179 123V125H177L176 123ZM173 123V124H172ZM176 126H175V125ZM14 127H13V126ZM53 126H54V124H53ZM129 126H131V124L129 125ZM162 126V125H161ZM174 126V127H173ZM55 127V126H54ZM139 127V128H138ZM173 127V128H172ZM104 126H100V130H101V136H104V134H103V131H104ZM155 129V130H151V129ZM160 131H159V130ZM176 129V130H175ZM184 130V131H183ZM173 131V132H174ZM121 134H120V133ZM122 133H124V134H122ZM164 133V134H163ZM106 134H107V131H106ZM120 134V135H119ZM150 135V136H149ZM182 135V134H181ZM117 136V137H116ZM121 138H120V137ZM144 136V137H143ZM156 136V137H155ZM161 136V137H160ZM144 138V139H143ZM9 140L8 142H7V140ZM150 139L153 141H150ZM141 140V141H140ZM148 140V141H147ZM161 140V141H160ZM142 141H146V142H150L147 146H142L141 145V142ZM160 141V142H159ZM7 142V143H6ZM122 142V143H121ZM138 143V144H137ZM6 144V145H5ZM159 144V145H158ZM121 147H120V146ZM149 147V148H148ZM111 148V147H110ZM114 148V149H113ZM126 148V149H125ZM10 149V147L8 148H6V147H4L3 148V151H4V153H5V155L6 154H8L9 153V150ZM0 150H2L1 149V147H0ZM128 150V151H127ZM68 153H72V152H74L75 150H73L71 147H69L68 148ZM71 151V152H70ZM110 151V152H109ZM127 151V152H126ZM92 152H97V150H92ZM171 152V153H170ZM185 152V153H184ZM128 154H127V160H129L130 159V156H128ZM183 155V156H182ZM106 158V159H105ZM123 159H125V158H123ZM182 159V160H181ZM127 160L125 159V162L126 163H124L125 165H126V167H124L123 165H120L119 163H118V166L120 165V167L119 168H117L118 170L117 171H121L120 169H121V167H124V168H122L123 170V175L124 176H126V175H128V176H126V178L127 177H129L130 176V174L128 173V174H126V171L130 168V169H132V172H134V173H132L133 175H136L137 173H138V175H140V174H142L143 172L141 171V170H144L142 167H137L136 166V164L135 163H133L132 165L128 162L127 163ZM107 161V162H106ZM164 161V162H163ZM182 161V162H183ZM171 162V163H170ZM157 163V162H156ZM162 163V164H161ZM164 163V164H163ZM129 164H130V167L128 168L127 166H129ZM97 165V164H96ZM162 165V166H161ZM164 165V166H163ZM159 166H161V167H159ZM10 166H5L4 164H2V161L0 160V175L2 174V172H4V171H2V170H5L6 171V173L8 172V170H9V172L7 173V174H5V173H3V174H5V175H7V177H9L10 176V169L11 168H9ZM127 168V169H126ZM135 168V169H134ZM158 168V169H157ZM160 168H161V170H160ZM111 171H110V170ZM126 169V170H125ZM140 170V171H139ZM159 170V171H158ZM108 171V172H107ZM136 172V173H135ZM166 173V175H164ZM178 174V175H177ZM181 174V175H180ZM113 175H114V172L112 171V173H111V176L113 177ZM176 175H177V179H176V176H175V181H178V179H180L179 181H182L181 183H180V185H186V183H187V177H186V175H184L183 174V172H182V170L181 169H177V173H176ZM116 176L117 177H119L120 175L119 174H116ZM131 177V176H130ZM163 177V178H162ZM186 178V179H185ZM130 178H127L126 180H129ZM142 179V178H141ZM156 179V180H155ZM161 179V180H160ZM116 181V184H118L117 183V179L115 180ZM157 181V182H156ZM179 181L177 182V183H179ZM141 182H142V180H141ZM164 182V181H163ZM143 183V182H142ZM156 183V184H155ZM158 183V184H157ZM184 183V184H183ZM106 185H107V183H106ZM105 185V186H106ZM157 187H156V186ZM159 188V187H158ZM157 188V189H158ZM158 191H159V193H158ZM158 193V194H157ZM163 194V196H161L160 197V195H162ZM189 195L191 196V197H201V196H203L202 194H197V193H195V191H190L189 192ZM106 196V197H105ZM157 196V197H156ZM110 197V198H109ZM164 197H165V199H164ZM171 198V199H170ZM158 199V200H157ZM178 200V199H177ZM201 200H204V199H201ZM176 201V200H175ZM183 201V200H182ZM149 202V203H148ZM148 205H147V204ZM150 203L152 204V205H150ZM146 204V205H145ZM102 206V207H101ZM156 206V207H155ZM164 207H166L165 205H164ZM105 208V209H104ZM108 210V211H107ZM156 210V211H155ZM103 213H102V212ZM164 211V212H163ZM167 211H168V213H167ZM110 212V213H109ZM112 213V214H111ZM115 213V214H114ZM117 213V214H116ZM157 213L158 214H160V215H157ZM208 213V214H207ZM217 213V214H216ZM101 214V215H100ZM106 214V215H105ZM148 216H147V215ZM152 214V215H151ZM166 214H168V215H166ZM103 215V216H102ZM155 215V216H154ZM122 216V217H121ZM154 216V217H153ZM107 217V218H106ZM110 217H112V218H110ZM113 217L115 218V221H113ZM153 217V218H152ZM157 217V218H156ZM165 219H164V218ZM195 217V218H194ZM109 218V219H108ZM161 219L160 221H158L159 219ZM209 218H211L212 220H211V222L209 223V220H206V221H203V219H209ZM147 219V220H146ZM155 219V220H154ZM107 220H109V221H107ZM114 223H113V222ZM117 221V222H116ZM157 221V222H156ZM103 222V223H102ZM120 222H121V224H120ZM146 222V223H145ZM159 222L161 223V225L159 224ZM205 222V223H204ZM105 223V224H104ZM117 225H116V224ZM107 224H109V226H111V225H113V226H111V227H106V225ZM111 224V225H110ZM119 224V225H118ZM153 224H154V226H153ZM156 224H157V227H156ZM162 225H163V227H162ZM185 225V226H184ZM201 225V226H200ZM120 226H122V227H120ZM120 227V228H119ZM154 227V228H153ZM160 227H162L163 229H161ZM110 228V229H109ZM112 228H114V229H112ZM119 228V230L120 231H117V229ZM160 230H162V231H160ZM131 238L128 240L129 242H133L134 241V239L135 240H137L136 238H135V235H133L134 234V232H131ZM159 236H161V235H159ZM109 237H111V239L108 241V239H109ZM200 237H201V239H200ZM160 239H161V237H159ZM158 237H156L155 239H154V237H153V239L155 240V242L153 243V245L154 246H156V244L155 243H158L159 241H161L160 239H159ZM159 239V240H158ZM171 239H173L174 240V242H175V244L178 246L177 248H178V252L177 251H175V252H171V246H170V241L169 240H171ZM200 239V240H199ZM158 240V242H156ZM203 242H202V241ZM138 241V240H137ZM150 242H152V239L150 240ZM197 242V243H196ZM160 243V242H159ZM211 243H212V245H211ZM117 244V245H116ZM119 244V245H118ZM201 244H202V246H201ZM210 244V245H209ZM147 245V246H146ZM170 246V247H169ZM204 246V247H203ZM219 246V245H218ZM148 249V252L146 253L145 252V249ZM143 249V250H142ZM217 249V248H216ZM159 253V254H158ZM204 254V253H203ZM166 255V256H165ZM189 255V256H188ZM140 256H142V257H140ZM149 256V257H148ZM118 257V258H117ZM160 257V258H159ZM141 258V259H140ZM143 258V259H142ZM151 258V259H150ZM154 258V259H153ZM119 259V260H118ZM160 259V260H159ZM139 260H141V261H139ZM143 260H144V262H143ZM106 261V262H105ZM111 261H112V263H111ZM116 261V262H115ZM119 261V262H118ZM127 261H129V262H127ZM160 261V262H159Z\"/></svg>", "mask_w": 264, "mask_h": 264}, {"label": "bare ground", "instance_id": "obj_3", "mask_svg": "<svg viewBox=\"0 0 264 264\" xmlns=\"http://www.w3.org/2000/svg\"><path fill=\"white\" fill-rule=\"evenodd\" d=\"M3 1V0H2ZM5 1V0H4ZM3 1V2H4ZM13 1V0H12ZM27 0H25V2H26ZM46 1V0H45ZM85 1V0H84ZM90 1V0H89ZM92 1V0H91ZM95 1H97V0H95ZM119 1V0H118ZM125 1H127V0H125ZM155 1V0H154ZM258 1V4H254V5H249L248 3H245V2H243V1H241V0H237L236 2L237 3H235V4H240V5H249L250 7H248V8H241V9H234V11L232 12V11H230L231 13V15L233 16L231 19L233 20V24L232 25H230V26H222V27H218L217 26V21H215V25H216V29H218V30H220L221 32H225L226 33V41H222V42H220V41H214L213 43H208V41H201V43H202V45L204 44H206V46L208 45L209 46V49L211 48L212 50H215V51H217L218 53H219V55H222L223 56V59H211L210 61H208L207 62V65H206V67H208L209 69H210V72H211V75L208 77V80H207V83H208V85L206 86V87H204V88H202V90H201V93H202V95H203V97L205 98V99H207L208 101V104L209 105H207V106H210V107H212V108H214L213 107V103H215V102H217V103H228V104H235V103H240L241 102V99H243V98H257L258 100L260 99V98H263L264 97V93H260V92H256V91H253V89L252 88H248V87H243V84L242 83H239L238 85H235V82H240V81H242L243 80V78L244 77H248V76H253L254 74H256V71H257V69H258V71L260 72V73H263L264 74V48L262 49H260L259 47V45H262V46H264V8H261L260 7V5H262V3H260L261 1H263V0H257ZM6 2V1H5ZM14 2V1H13ZM19 2L21 3V0H19ZM23 2V1H22ZM29 2V1H28ZM79 2H81L80 0H79ZM102 2V1H101ZM8 3V2H7ZM17 3V2H16ZM73 3V2H72ZM84 2H82L81 4H83ZM87 3H88V1H87ZM86 2H85V5L87 4ZM119 3V2H118ZM144 3V2H143ZM4 4V3H3ZM8 4H10V2L8 3ZM22 4V3H21ZM24 4V3H23ZM22 4V5H23ZM25 4H27V3H25ZM32 4V3H31ZM39 4V3H38ZM74 4V3H73ZM78 4H80V3H78ZM93 4V3H92ZM97 4V3H96ZM99 4V3H98ZM7 5V4H6ZM33 5V4H32ZM75 5H77L76 3H75ZM74 5V6H75ZM84 5V4H83ZM95 5V4H94ZM100 5H101V8H103L102 7V4L100 3ZM106 5V4H105ZM122 5V4H121ZM173 5V4H172ZM15 6H18V5H16L15 4ZM29 6V5H28ZM27 6V7H28ZM92 5H90V7H91ZM99 6V5H98ZM252 6H256V8H252ZM3 7V6H2ZM26 7V8H27ZM86 7V6H85ZM84 7V8H85ZM88 7V6H87ZM86 7V8H87ZM96 7V6H95ZM121 7V6H120ZM125 7H126V5H125ZM14 8V7H13ZM12 8V9H13ZM25 8V7H24ZM24 8H22V9H24ZM26 8H25V10H26ZM33 8V7H32ZM34 8H36V7H34ZM73 8V7H72ZM77 8V7H76ZM99 8V7H98ZM109 8H111V7H109ZM17 9V8H16ZM30 8H27V10H26V13H27V11L29 10ZM40 9V8H39ZM71 9V8H70ZM88 9V8H87ZM91 9V8H90ZM15 10V9H14ZM66 10V9H65ZM67 10H69L68 9V7H67ZM72 10V9H71ZM77 10V9H76ZM79 10H80V8H79ZM79 10H77V12L79 11ZM89 10V9H88ZM93 10V9H92ZM95 10V9H94ZM100 10H102V9H100ZM108 10V9H107ZM115 10V9H114ZM128 10V9H127ZM156 10H157V8H156ZM164 10V9H163ZM18 11H19V15H20V10L18 9ZM30 11V10H29ZM28 11V12H29ZM72 11H74V10H72ZM80 11H82V10H80ZM137 10L135 9V12H136ZM148 11V10H147ZM6 12H8V10L6 11ZM5 12V13H6ZM85 12H86V10H85ZM85 12H82V13H85ZM103 12V11H102ZM111 12V11H110ZM160 12V11H159ZM166 12V11H165ZM180 12V11H179ZM178 12V13H179ZM60 13V12H59ZM87 13H88V11H87ZM93 13V12H92ZM91 13V11H90V14H92ZM132 13V12H131ZM142 13H143V11H142ZM152 13V12H151ZM164 13V12H163ZM185 13V12H184ZM190 13H191V11H190ZM4 14V13H3ZM11 14V13H10ZM14 14V13H13ZM16 14H18V13H16ZM36 14H37V12H36ZM96 14V13H95ZM106 14V13H105ZM148 14V13H147ZM179 14H181V13H179ZM192 14H194V13H192ZM1 15L2 14H0V42H2V43H4L5 45H4V47H6L7 48V50L8 51H10V52H12V53H15V54H17V56H18V58H19V60H21L22 58H23V56H24V54H23V50L21 51L19 48H16V46L14 47V41H15V39L17 38L16 37V34L14 33V32H11L9 29H7V27H6V25H5V23H4V19L1 17ZM6 15H7V13H6ZM39 15V14H38ZM42 15V14H41ZM98 15H100V14H98ZM110 15H112L111 13H110ZM135 15V14H134ZM144 15H145V13H144ZM211 15V14H210ZM31 16H32V14H31ZM115 16V15H114ZM166 16H167V14H166ZM175 16V15H174ZM180 16V15H179ZM5 17V16H4ZM35 17V16H34ZM48 17V16H47ZM89 17V16H88ZM112 17V16H111ZM138 17V16H137ZM156 17H157V15H156ZM208 17V16H207ZM6 18V17H5ZM8 18V17H7ZM11 18V17H10ZM29 18V17H28ZM36 18V17H35ZM43 18V17H42ZM92 18V17H91ZM103 18H105V17H103ZM115 18V17H114ZM120 18V17H119ZM143 18V17H142ZM37 19V18H36ZM57 19V18H56ZM74 19H76V18H74ZM101 19V18H100ZM110 19V18H109ZM121 19H124V18H121ZM163 19V18H162ZM215 20H216V18H214ZM41 20V19H40ZM40 20H38V21H40ZM60 20H61V18H60ZM69 20V19H68ZM72 20V19H71ZM87 20H90L89 18L87 19ZM95 20V19H94ZM105 20V19H104ZM113 20V19H112ZM146 20V19H145ZM159 20V19H158ZM202 20V19H201ZM7 21V20H6ZM28 21V20H27ZM32 21H33V19H32ZM42 21V20H41ZM109 21V20H108ZM141 21V20H140ZM164 21H166L165 19H164ZM177 21V20H176ZM8 22V21H7ZM6 22V23H7ZM73 22V21H72ZM92 22V21H91ZM95 22H97L98 23V21H94V23ZM123 22V21H122ZM129 22V21H128ZM143 22V21H142ZM178 22V21H177ZM183 22H184V20H183ZM210 22V21H209ZM9 23V22H8ZM34 23V22H33ZM38 23V22H37ZM42 23V22H41ZM55 23H57V22H55ZM58 23H59V21H58ZM96 23V24H97ZM101 23V22H100ZM181 23V22H180ZM185 23H187V22H185ZM24 24V23H23ZM40 24V23H39ZM38 24V25H39ZM61 24V23H60ZM73 24V23H72ZM72 24H70L71 25V27L73 26ZM88 24V23H87ZM102 24V28H106V27H103V25L105 24H103V23H101ZM181 24H183V23H181ZM206 24V23H205ZM210 24H213L212 22H210ZM14 25V24H13ZM56 25V24H55ZM66 25V24H65ZM76 25V23L74 24V26ZM139 25H140V23H139ZM188 25V24H187ZM8 26V25H7ZM15 26H16V24H15ZM14 26V27H15ZM30 26H31V24H30ZM68 26V25H67ZM79 26H82V25H79ZM107 26H109V25H107ZM111 26V25H110ZM126 26V25H125ZM181 26V25H180ZM213 26V25H212ZM9 27V26H8ZM13 27V28H14ZM18 27V26H17ZM34 27V26H33ZM39 27H41V26H39ZM57 27V26H56ZM65 27V26H64ZM77 27V26H76ZM92 27V26H91ZM112 27H113V25H112ZM168 27V26H167ZM178 27V26H177ZM16 28V27H15ZM23 28V27H22ZM35 29H36V27H34ZM42 28H44V26H42ZM66 28V27H65ZM68 28V27H67ZM79 28H83V27H79ZM93 28V27H92ZM101 28V27H100ZM108 28V27H107ZM106 28V29H107ZM171 28V27H170ZM207 28V27H206ZM21 29V28H20ZM38 29V28H37ZM70 29V28H69ZM97 29V28H96ZM103 29V30H104ZM116 29L118 30V27H116ZM126 29V28H125ZM132 29H134V28H132ZM144 29V28H143ZM175 29V28H174ZM194 29V28H193ZM18 30H19V28H18ZM24 30V29H23ZM42 30V29H41ZM57 30H58V27H57ZM100 30V29H99ZM102 30V29H101ZM138 30V29H137ZM140 30V29H139ZM166 30V29H165ZM168 30V29H167ZM208 30V29H207ZM12 31H13V29H12ZM20 31V30H19ZM27 31H28V29H27ZM31 31H33V30H31ZM44 31V30H43ZM69 31H72L73 32V28L72 29H70ZM74 31H75V29H74ZM79 31V30H78ZM77 31V32H78ZM81 31V30H80ZM84 31V30H83ZM90 31V30H89ZM105 31V30H104ZM112 31V30H111ZM114 31V30H113ZM121 31V30H120ZM177 31V30H176ZM189 31V30H188ZM17 32V31H16ZM24 32V31H23ZM34 32V31H33ZM40 32V31H39ZM57 32H59V31H57ZM85 32H88V31H85ZM94 32H95V30H94ZM100 32V31H99ZM107 32H109L108 30H107ZM126 32H128V29H127V31ZM139 32H141V31H139ZM34 33H37L36 31L34 32ZM101 33V32H100ZM99 33V35H101ZM133 33H135V32H133ZM163 33V32H162ZM165 33V32H164ZM20 34V33H19ZM66 34H68V30H67V33ZM69 34H70V32H69ZM68 34V35H69ZM87 35L86 36H88V33H86ZM97 34H98V32H97ZM131 34V33H130ZM196 34H198V33H196ZM21 35V34H20ZM37 35V34H36ZM45 35V34H44ZM73 35H75V34H73ZM200 35V34H199ZM209 35V34H208ZM212 35V34H211ZM38 36V35H37ZM78 36L79 35H77L76 37L77 38H74L73 40L74 41H77V39H78ZM101 36H104V35H101ZM108 36V35H107ZM139 36H141V35H139ZM210 36V35H209ZM23 37H25V36H23ZM35 37V36H34ZM39 37V36H38ZM38 37H35V38H38ZM80 37H82V36H79V38ZM83 37H85V36H83ZM89 37V36H88ZM98 37V36H97ZM118 37V36H117ZM121 37V36H120ZM123 37H125V36H123ZM131 37V36H130ZM143 37V36H142ZM161 37V36H160ZM21 38V37H20ZM69 38V37H68ZM90 38V37H89ZM103 38V37H102ZM119 38V37H118ZM117 38V39H118ZM126 38V37H125ZM165 38V37H164ZM200 38H201V36H200ZM39 39H41L40 37H39ZM39 39H38V41H39ZM45 39H46V37H45ZM70 39H72V38H70ZM83 39V38H82ZM85 39H87L86 37H85ZM103 39H105L106 40V38H103ZM130 39V38H129ZM157 39H158V37H157ZM156 39V40H157ZM174 39V38H173ZM173 39H172V42H173ZM18 40V39H17ZM23 40V39H22ZM88 40H90V39H88ZM96 40V39H95ZM126 40V39H125ZM143 40H144V38H143ZM150 40V39H149ZM155 40V39H154ZM165 40H166V42H167V39L165 38ZM24 41H27L26 39L24 40ZM51 41V40H50ZM67 41V40H66ZM99 41V40H98ZM108 41V40H107ZM110 41H112V40H110ZM121 41V40H120ZM127 41V40H126ZM138 41V40H137ZM152 41V40H151ZM169 41H171L170 40V38H169ZM168 41V42H169ZM177 41V40H176ZM186 41V40H185ZM16 42V41H15ZM43 42V41H42ZM42 42H41V44H42ZM45 42V41H44ZM100 42V41H99ZM123 42V41H122ZM128 42V41H127ZM126 42V43H127ZM171 42V44L172 45H174V46H176L175 45V43L173 44ZM181 42V41H180ZM199 42V41H198ZM21 43V42H20ZM27 43V42H26ZM46 43V42H45ZM80 43L81 42H79V45H80ZM103 43V42H102ZM108 43H109V41H108ZM112 44H113V42H111ZM130 43V42H129ZM159 43V42H158ZM160 43H162L161 41H160ZM160 43H159V45H160ZM177 43V42H176ZM25 46L27 45V44H25V43H23ZM32 44V43H31ZM41 44H39V46L41 47ZM50 44V43H49ZM67 44V43H66ZM76 44V43H75ZM101 44V43H100ZM128 44V43H127ZM131 44V43H130ZM151 44V43H150ZM171 44H170V46H171ZM179 44V43H178ZM22 45V44H21ZM24 45H22V46H24ZM83 45V44H82ZM102 45V44H101ZM109 45V44H108ZM111 45V44H110ZM109 45V46H110ZM129 45V44H128ZM132 45V44H131ZM143 45H145L144 43H143ZM142 45V46H143ZM156 45H158V44H156ZM158 45V46H159ZM181 45V44H180ZM258 45V46H257ZM1 46V45H0ZM3 46V45H2ZM34 46V45H33ZM77 46V45H76ZM133 46V45H132ZM169 46V45H168ZM182 46H183V44H182ZM187 46V45H186ZM27 47V46H26ZM35 47V46H34ZM39 47V48H40ZM45 47V46H44ZM59 47V46H58ZM68 47V46H67ZM72 47V46H71ZM85 47V46H84ZM108 47V46H107ZM110 47H113V46H110ZM116 47V46H115ZM120 47V46H119ZM124 47V46H123ZM134 47V46H133ZM136 47V46H135ZM22 48H24V47H22ZM32 48V47H31ZM37 48V47H36ZM35 48V49H36ZM103 48H105V47H103ZM121 48H122V46H121ZM121 48H119V50L121 49ZM167 48V47H166ZM188 48V47H187ZM33 49V48H32ZM44 49V48H43ZM48 49H49V47H48ZM68 49V48H67ZM78 49V48H77ZM77 49L75 50V51H77ZM85 49V48H84ZM126 49V48H125ZM134 49V48H133ZM132 49V50H133ZM136 49H137V47L135 48V51H136ZM145 49V48H144ZM155 49H156V47H155ZM172 49V48H171ZM193 49V48H192ZM41 50V49H40ZM73 50H74V48H73ZM109 50H110V48H109ZM123 49H121V51H122ZM129 50V49H128ZM140 50V49H139ZM168 50H170V49H168ZM173 50V49H172ZM185 50H186V48H185ZM196 50V49H195ZM198 50V49H197ZM196 50V51H197ZM37 51V50H36ZM164 51V50H163ZM179 52H180V50H178ZM182 51V50H181ZM200 51V50H199ZM199 51H198V53H199ZM26 52V51H25ZM28 52V51H27ZM126 52V51H125ZM129 52V51H128ZM149 52V51H148ZM162 52V51H161ZM172 52V51H171ZM187 52H188V50H187ZM191 52V51H190ZM194 52V51H193ZM38 53V52H37ZM41 53V52H40ZM45 53V52H44ZM58 53V52H57ZM70 53V52H69ZM113 53V52H112ZM136 53V52H135ZM140 53H141V51H140ZM143 53V52H142ZM152 53V52H151ZM150 53V54H151ZM163 53V52H162ZM182 53V52H181ZM189 53V52H188ZM31 54V53H30ZM50 54V53H49ZM84 54H86V53H84ZM114 54V53H113ZM121 54V53H120ZM154 54V53H153ZM185 53L183 52V55H184ZM191 54V53H190ZM194 54V53H193ZM28 55V54H27ZM26 55V56H27ZM52 55V54H51ZM83 55V54H82ZM111 55V57L113 56L111 53L109 54V56ZM136 55V54H135ZM134 55V56H135ZM163 55H165L164 53H163ZM174 55V54H173ZM177 55V54H176ZM182 55V54H181ZM181 55H179V56H181ZM186 55V54H185ZM188 55V54H187ZM192 55V54H191ZM31 56V58L29 59V63L30 64H34L35 63V61L39 58V55L37 56L38 58L35 60L34 59V57L32 56V55H30ZM41 57H42V55H40ZM46 56V55H45ZM56 56V55H55ZM85 56V55H84ZM87 56V55H86ZM86 56H85V58H86ZM105 56V55H104ZM127 56H129V55H127ZM137 56V55H136ZM175 56V55H174ZM189 56V55H188ZM29 57V56H28ZM40 57V58H41ZM48 57V56H47ZM57 57V56H56ZM70 57V56H69ZM88 57V56H87ZM92 57L93 56H90V58L92 59ZM107 57H108V55H107ZM125 57V56H124ZM138 57H139V55H138ZM144 57V56H143ZM146 57V56H145ZM176 57V56H175ZM177 57H178V55H177ZM43 58H45V57H43ZM49 58V57H48ZM48 58L47 59H45V60H48ZM70 58H73V57H70ZM94 58V57H93ZM102 58V57H101ZM104 59L106 58V56L105 57H103ZM109 58V57H108ZM114 58V57H113ZM116 58V57H115ZM129 58V57H128ZM180 58V57H179ZM179 58H177L178 60H180ZM190 58V57H189ZM193 58H195V56L193 57ZM202 58V57H201ZM90 59V61H92ZM135 59V58H134ZM141 59V58H140ZM157 59V58H156ZM196 59V58H195ZM40 60V59H39ZM42 60V59H41ZM57 60V59H56ZM84 60V59H83ZM88 60H89V57H88ZM97 60H99V59H97ZM107 60V59H106ZM106 60H103L102 59V61H105L106 62ZM121 60V59H120ZM123 60V59H122ZM124 60H125V58H124ZM124 60H123V62H124ZM145 60H147L148 62H149V60H150V58H148V59H145ZM161 60V59H160ZM190 60V59H189ZM192 60V59H191ZM27 61V60H26ZM50 61V60H49ZM72 61V60H71ZM108 61H110V60H108ZM107 61V62H108ZM146 61V62H147ZM194 61V63H195V61L196 60H193ZM47 62V61H46ZM106 62V63H107ZM113 62H116V61H113ZM139 62H140V60H139ZM145 62V61H144ZM187 62V61H186ZM186 62H185V64H186ZM198 61H196V63H197ZM74 63H75V61H74ZM97 63V62H96ZM98 63H99V61H98ZM101 63V62H100ZM103 64H104V62H102ZM102 63L99 65V66H101L102 65ZM110 63V62H109ZM117 63V62H116ZM135 64H136V62H134ZM133 63V64H134ZM141 63V62H140ZM158 63V62H157ZM184 63V62H183ZM189 63V62H188ZM41 64V63H40ZM43 64V63H42ZM48 64H49V62H48ZM47 64V66L49 67V65ZM94 64V63H93ZM118 64V63H117ZM124 64H125V62H124ZM134 64V65H135ZM148 64V63H147ZM197 64H199V63H197ZM38 65V64H37ZM46 65V64H45ZM74 65V64H73ZM106 65V64H105ZM112 65V64H111ZM114 66H115V64H113ZM143 65V64H142ZM171 65H173V64H171ZM174 65H176V64H174ZM191 65H193V64H191ZM190 65V66H191ZM195 65V64H194ZM29 66V65H28ZM34 66V65H33ZM42 66V65H41ZM44 66V65H43ZM54 66V65H53ZM55 66L57 67V65L55 64ZM95 66V65H94ZM110 66V65H109ZM126 66V65H125ZM131 66V65H130ZM148 66H149V64H148ZM159 66V65H158ZM179 66V65H178ZM196 66H198V65H196ZM97 68H98V66H96ZM105 67V66H104ZM123 67V66H122ZM135 67H136V65H135ZM138 67V66H137ZM143 67V66H142ZM147 67V66H146ZM152 67V66H151ZM185 67V66H184ZM187 67V66H186ZM194 67V66H193ZM199 67H200V64H199ZM227 67H230L231 68V70L230 71H227ZM44 68V67H43ZM51 68V67H50ZM113 68V67H112ZM115 68V67H114ZM130 68V67H129ZM134 67H132L131 69H133ZM164 68V67H163ZM170 68V67H169ZM180 68V67H179ZM46 69V68H45ZM52 69V68H51ZM69 69V68H68ZM101 69V68H100ZM103 69H105V68H103ZM150 69V68H149ZM159 69V68H158ZM161 69H162V67H161ZM160 69V70H161ZM193 69V68H192ZM195 69H197V70H199V68H195ZM39 70V69H38ZM49 70V69H48ZM146 70V69H145ZM178 70V69H177ZM184 70V68L182 69V71H181V73L182 72H184L183 71ZM196 70V71H197ZM201 70V69H200ZM199 70V71H200ZM55 71H56V69H55ZM94 71V70H93ZM107 70H104V72H106ZM109 71V70H108ZM130 71V70H129ZM133 71V70H132ZM138 71V70H137ZM136 71V72H137ZM164 71V70H163ZM162 71V72H163ZM179 71V70H178ZM188 71H189V69L187 70L186 69V73H188ZM195 71V72H196ZM13 73V75L14 74H17V73H20V70H19V68H18V66L15 64V63H13V62H11V61H9V60H7L3 55H1L0 54V74H3V75H8V73ZM52 72V71H51ZM50 72V73H51ZM75 72V71H74ZM115 72H117V71H115ZM159 72V71H158ZM169 72V71H168ZM229 72V73H228ZM29 73V72H28ZM33 73V72H32ZM44 73H45V71H44ZM96 73V72H95ZM99 73V72H98ZM112 73V72H111ZM129 73V72H128ZM138 73H139V71H138ZM137 73V74H138ZM147 73V72H146ZM190 73H192V71L190 72ZM201 73V72H200ZM37 74V73H36ZM48 74V73H47ZM104 75H107V74H105V73H103ZM113 74V73H112ZM119 74H121V73H119ZM125 74V73H124ZM136 74V73H135ZM144 74V73H143ZM159 74V73H158ZM177 74V73H176ZM175 74V75H176ZM184 74V73H183ZM194 74V73H193ZM192 74V75H193ZM32 75V74H31ZM55 75V74H54ZM139 75V74H138ZM147 75H150V74H147ZM147 75H145V76H147ZM196 75V74H195ZM194 75V76H195ZM206 75V74H205ZM9 76H11L10 74H9ZM23 76V75H22ZM51 76V75H50ZM74 76V75H73ZM107 76H109V73H108V75ZM111 76V75H110ZM134 76V75H133ZM144 76V75H143ZM155 76H157L156 74H155ZM171 76V75H170ZM177 76H179V75H177ZM181 76V75H180ZM184 76H185V74H184ZM197 76H198V74H197ZM202 76H204V75H202ZM258 76V75H257ZM1 77H3V76H1ZM32 77H34V76H32ZM119 77H121V76H119ZM118 77V78H119ZM124 77H126V76H124ZM149 77H151V75L149 76ZM183 77V76H182ZM109 78V77H108ZM111 78V77H110ZM113 78H114V76H113ZM126 78H128V77H126ZM125 78V79H126ZM140 78V77H139ZM165 78H167V76L165 77ZM164 78V79H165ZM184 78V77H183ZM187 78V77H186ZM189 78H192L191 77V75H190V77ZM256 78V77H255ZM13 79V78H12ZM54 79V78H53ZM86 79V78H85ZM125 79H123L124 81H125ZM136 79H137V77H136ZM136 79L135 80H133V78H132V80L133 81H136ZM149 79V78H148ZM148 79H147V81H148ZM160 79V78H159ZM173 79V78H172ZM172 79H171V81H172ZM195 79V78H194ZM197 79H199V78H197ZM196 79V80H197ZM201 79V78H200ZM205 79V78H204ZM34 80V79H33ZM51 80V79H50ZM112 80V79H111ZM138 80V79H137ZM141 80V79H140ZM139 80V81H140ZM145 80V79H144ZM202 80V79H201ZM52 81V80H51ZM118 80H116V82H117ZM146 81V82H147ZM158 81H160V80H158ZM166 81V80H165ZM170 81V82H171ZM179 81H181V80H179ZM188 81V80H187ZM199 81V80H198ZM29 82V81H28ZM114 82H115V80H114ZM121 82H122V80H121ZM120 82V83H121ZM128 83L129 82H132L130 79H129V81H127ZM150 82H151V80H150ZM191 82V81H190ZM202 82V81H201ZM261 82V81H260ZM33 83H35V82H33ZM52 83V82H51ZM56 83V82H55ZM106 83V82H105ZM136 83V82H135ZM141 83V82H140ZM143 83H145L144 81H143ZM159 83V82H158ZM157 83V84H158ZM160 83H163V82H160ZM165 83V82H164ZM167 83H169V82H167ZM176 83V82H175ZM174 83V84H175ZM36 84V83H35ZM80 84V83H79ZM88 84V83H87ZM116 84V83H115ZM114 84V85H115ZM131 84H133V86H134V82L133 83H131ZM131 84L129 85L130 86V88H132L131 87ZM137 85L139 84V83H136ZM135 84V85H136ZM194 84V83H193ZM200 84V83H199ZM19 85V84H18ZM147 85V84H146ZM146 85H144L145 87H147ZM177 85V84H176ZM184 85V84H183ZM182 85V86H183ZM186 85V84H185ZM190 85H192V83H190ZM202 85V84H201ZM106 86H107V84H106ZM118 85H116L115 86V88L117 87ZM120 86H121V84H120ZM125 86V85H124ZM126 86H128V84H126ZM125 86V87H126ZM140 86H143V85H140ZM151 86H152V82H151ZM158 86H160L159 84H158ZM163 86V85H162ZM161 86V87H162ZM171 86V85H170ZM173 86V85H172ZM175 86V85H174ZM187 86V85H186ZM194 86V85H193ZM196 86V85H195ZM169 87V86H168ZM177 87H179V86H177ZM191 87V86H190ZM37 88V87H36ZM77 88V87H76ZM121 88V87H120ZM134 88V87H133ZM132 88V89H133ZM147 88H149V87H147ZM147 88H146V90H147ZM151 88H153V87H151ZM159 88V87H158ZM157 88V89H158ZM187 88V87H186ZM82 89V88H81ZM129 89V88H128ZM137 89H138V86H137ZM170 89V88H169ZM116 90V89H115ZM122 90H123V88H122ZM142 90H144V89H142ZM146 90H144V91H146ZM154 90V89H153ZM162 90V89H161ZM186 90V89H185ZM80 91V90H79ZM116 91H118V89L116 90ZM116 91H114L115 92V96L117 97V93H116ZM119 91H120V93H119V97H120V94L122 93L121 92V90L119 89ZM130 91H132V90H130ZM133 91H134V89H133ZM136 91L137 90H135L134 92H135V94H136ZM148 91V90H147ZM146 91V92H147ZM152 91V90H151ZM171 91V90H170ZM173 91H175V90H173ZM138 92V91H137ZM139 92H140V89H139ZM138 92V93H139ZM156 92H157V90H156ZM156 92H155V94H156ZM177 92V91H176ZM185 92V91H184ZM183 92V93H184ZM186 92H187V90H186ZM190 91H188L187 92V94L189 93ZM195 92V91H194ZM248 92H250V93H248ZM97 93V92H96ZM111 93V92H110ZM133 93V92H132ZM132 93H131V95H132ZM141 93V95L143 94L142 92H140ZM139 93V94H140ZM158 93V92H157ZM163 92H161V94H162ZM165 93V92H164ZM174 93V92H173ZM80 94V93H79ZM128 94H130L129 92H128ZM134 94V95H135ZM131 95H130V98H131V100H133V98L131 97ZM134 95H132V96H134ZM137 95V94H136ZM135 95V97H137ZM166 95V94H165ZM189 95H190V93H189ZM7 96V95H6ZM84 96V95H83ZM109 96H110V94H109ZM112 96H113V94H112ZM122 96V95H121ZM128 96V95H127ZM157 96H159V95H157ZM164 96V95H163ZM169 96V95H168ZM68 97V96H67ZM111 97V96H110ZM179 97V96H178ZM4 98H5V96H4ZM14 97H12V99H13ZM80 98V97H79ZM124 98V97H123ZM153 98V97H152ZM183 98V97H182ZM3 99V98H2ZM68 99V98H67ZM109 99H112V98H109ZM147 99V98H146ZM164 99V98H163ZM167 99V98H166ZM178 99V98H177ZM185 99V98H184ZM183 99V100H184ZM257 99H255L254 101H253V103H256L258 100ZM117 100H119V99H117ZM134 100H136L135 98H134ZM156 100H158V99H156ZM161 100V99H160ZM33 101V100H32ZM68 101H69V99H68ZM84 101V100H83ZM96 101V100H95ZM122 101H124V100H122ZM163 101V100H162ZM175 101V100H174ZM7 102V101H6ZM15 102V101H14ZM112 102H114V99H113V101ZM120 102V101H119ZM131 102V101H130ZM129 102V103H130ZM133 102V101H132ZM153 102H155V101H153ZM158 102H159V100H158ZM157 102V103H158ZM177 102H179L178 100H177ZM183 102V101H182ZM185 102V101H184ZM36 103V102H35ZM39 103V102H38ZM42 103V102H41ZM68 103V102H67ZM84 103V102H83ZM115 103V102H114ZM118 103V102H117ZM160 103V102H159ZM196 103V102H195ZM194 103V104H195ZM7 104V103H6ZM57 104V103H56ZM98 104V103H97ZM109 104V103H108ZM113 104V103H112ZM116 104V103H115ZM124 104V103H123ZM122 104V105H123ZM133 104H135V103H133ZM145 104V103H144ZM153 104V103H152ZM184 104V103H183ZM190 104V103H189ZM16 105V104H15ZM29 105V104H28ZM36 105V104H35ZM42 105V104H41ZM46 105V104H45ZM85 105V104H84ZM100 105H102V104H100ZM130 105H131V103H130ZM179 105V104H178ZM186 105V104H185ZM191 106H192V104H190ZM197 105V104H196ZM206 105V104H205ZM7 106V105H6ZM18 106V105H17ZM21 106V105H20ZM40 106V105H39ZM43 106V105H42ZM110 106V105H109ZM117 106H118V104H117ZM128 106V105H127ZM184 106V105H183ZM200 106V105H199ZM5 107V106H4ZM12 107V106H11ZM22 107V106H21ZM37 107V106H36ZM47 107V106H46ZM84 107V106H83ZM86 107V106H85ZM124 107V106H123ZM123 107H122V109H123ZM129 107H131V106H129ZM146 107V106H145ZM166 107H167V105H166ZM195 107V106H194ZM202 107V106H201ZM57 108V107H56ZM101 108H103V107H101ZM110 108H111V106H110ZM119 108V107H118ZM131 108H133V107H131ZM172 108V107H171ZM229 108H235V106H232V107H229ZM9 109V108H8ZM14 109V108H13ZM20 109V108H19ZM22 110H20V114H23V113H21V112H23V107L21 108ZM26 109V108H25ZM42 109V108H41ZM43 109H44V107H43ZM67 109V108H66ZM112 109V108H111ZM47 110V109H46ZM56 110H58V109H56ZM127 110H128V108H127ZM134 110V109H133ZM132 109H130L129 111H133ZM155 110V109H154ZM169 110H170V108H169ZM182 110V109H181ZM180 110V111H181ZM6 111V110H5ZM43 111V110H42ZM119 111V110H118ZM121 111V110H120ZM119 111V112H120ZM124 111V110H123ZM136 111V110H135ZM164 111V110H163ZM168 111V110H167ZM185 111V110H184ZM205 111V110H204ZM213 111V110H212ZM15 112V111H14ZM18 112V111H17ZM40 112V111H39ZM50 112V111H49ZM48 112V113H49ZM56 112H58V111H56ZM91 112V111H90ZM125 112V111H124ZM123 112V113H124ZM127 112V111H126ZM141 112V111H140ZM156 112V111H155ZM154 112V113H155ZM158 112V111H157ZM172 112V111H171ZM174 112H175V110H174ZM214 112V111H213ZM225 112V111H224ZM3 113V112H2ZM25 113V112H24ZM52 113V112H51ZM61 113V112H60ZM101 113V112H100ZM106 113V112H105ZM123 113H119V114H123ZM135 113V112H134ZM212 113V112H211ZM221 113H223V111L221 112ZM220 113V114H221ZM228 113V112H227ZM233 113V112H232ZM17 114V113H16ZM15 114V115H16ZM46 114H47V112H46ZM62 114V113H61ZM60 114V115H61ZM95 114V113H94ZM127 114V113H126ZM130 114H131V112H130ZM129 114V115H130ZM137 114V113H136ZM140 114V113H139ZM225 114V113H224ZM223 114V115H224ZM234 114H235V112H234ZM14 115V114H13ZM25 115V114H24ZM29 114L27 113V116H28ZM50 115V114H49ZM63 115V114H62ZM115 115V114H114ZM118 115V114H117ZM123 115H125V114H123ZM128 115V114H127ZM126 115V116H127ZM152 115V114H151ZM155 115V114H154ZM153 115V116H154ZM192 115V114H191ZM214 115V114H213ZM226 115V114H225ZM224 115V116H225ZM26 116V117H27ZM30 116V115H29ZM57 116V115H56ZM94 116V115H93ZM135 116V115H134ZM143 116V115H142ZM147 116V115H146ZM152 116V117H153ZM220 116V115H219ZM237 116V115H236ZM9 117V116H8ZM15 117V116H14ZM31 117H33V116H31ZM31 117H29V119H31ZM43 117V116H42ZM51 117V116H50ZM121 117V116H120ZM123 117V116H122ZM131 117V116H130ZM208 117H211V116H208ZM228 117V116H227ZM226 117V118H227ZM256 117V116H255ZM47 118V117H46ZM104 118H106V117H104ZM117 118H118V116H117ZM141 118V117H140ZM219 118V117H218ZM225 118V117H224ZM230 118H231V116H230ZM233 118V117H232ZM246 118V117H245ZM248 118V117H247ZM258 118V117H257ZM3 119V118H2ZM21 119V118H20ZM26 120V121H29L30 122V127H31V120ZM32 119H34V118H32ZM40 119V118H39ZM42 119H44V118H42ZM48 119V118H47ZM128 119V118H127ZM188 119V118H187ZM208 119V118H207ZM211 119V118H210ZM239 119H240V117H239ZM252 119V118H251ZM23 120V119H22ZM21 120V123L23 124H20L22 127H24V124L25 123H23V121ZM56 120V119H55ZM90 120V119H89ZM106 120H108V117H107V119ZM121 120V119H120ZM124 120V119H123ZM136 120V119H135ZM142 120V119H141ZM193 120V119H192ZM219 120V119H218ZM224 120V119H223ZM250 120V119H249ZM262 120V119H261ZM46 121V120H45ZM119 121V120H118ZM226 122H228L227 120H225ZM252 121V120H251ZM32 122H34V120L32 121ZM93 122V121H92ZM125 122V121H124ZM131 122V121H130ZM129 122V123H130ZM160 122V121H159ZM170 122V121H169ZM205 122V121H204ZM210 122V121H209ZM219 122V121H218ZM225 122V123H226ZM94 123V122H93ZM110 123V122H109ZM126 123V122H125ZM143 123V122H142ZM232 123V122H231ZM238 123H239V121H238ZM238 123H237V125H238ZM252 123V122H251ZM26 124H29V123H26ZM33 124H35V123H33ZM37 124V123H36ZM119 124V123H118ZM127 124V123H126ZM159 124V123H158ZM218 124H220L221 125V123L219 122ZM236 124V123H235ZM254 124V123H253ZM264 124V123H263ZM2 125V124H1ZM72 125H73V123H72ZM133 125H134V123H133ZM147 125V124H146ZM149 125H150V123H149ZM175 125V124H174ZM219 125V126H220ZM225 125H227V123L225 124ZM234 125V124H233ZM237 125H236V127H237ZM247 125V124H246ZM13 126V125H12ZM16 126V125H15ZM20 126V127H21ZM52 126V125H51ZM127 126V125H126ZM159 126V125H158ZM161 126V125H160ZM176 126V125H175ZM203 126H204V124H203ZM245 126V125H244ZM263 126V125H262ZM14 127V126H13ZM17 127V126H16ZM19 127V126H18ZM19 127V128H20ZM27 127V126H26ZM29 127V126H28ZM30 127H29V129H30ZM33 127H35V125H33ZM37 127V129H38V127L39 126H36ZM73 127V126H72ZM109 127V126H108ZM119 127H120V125H119ZM174 127V126H173ZM206 127V126H205ZM235 127V126H234ZM239 127V126H238ZM250 127V126H249ZM257 127V126H256ZM2 128V127H1ZM7 128V127H6ZM9 128V127H8ZM17 128L18 129V131L17 132H19V130L20 129H23V128ZM64 128V127H63ZM76 128V127H75ZM110 128V127H109ZM125 128V127H124ZM130 129H131V127H129ZM128 128V129H129ZM139 128V127H138ZM155 128H157V127H155ZM163 128V127H162ZM208 128V127H207ZM223 128L225 129V126H223ZM26 129H28V128H26ZM94 129V128H93ZM136 129V128H135ZM227 129V128H226ZM249 129V128H248ZM6 130V129H5ZM4 130V131H5ZM14 130V131H15ZM34 130V129H33ZM73 131H74V129H72ZM81 130V129H80ZM124 130H126V129H124ZM151 130H155V129H151ZM159 130V129H158ZM241 130H243V129H241ZM6 131H8V130H6ZM6 131H5V133H6ZM10 131V130H9ZM16 131L15 132H13L14 134H15V137H18L16 134ZM30 131H31V129H30ZM63 131V130H62ZM83 131V130H82ZM87 131V130H86ZM119 131H120V129H119ZM160 131V130H159ZM184 131V130H183ZM186 131V130H185ZM225 131V130H224ZM227 131V130H226ZM238 131V130H237ZM22 132H24V130L23 131H20V133L21 134H23ZM26 132H27V130H26ZM28 132H29V130H28ZM35 132V134H37L36 133V131H34ZM75 133H76V130L74 131ZM85 132V131H84ZM120 132H122V131H120ZM119 132V133H120ZM126 132H127V130H126ZM126 132H125V137H127L126 136ZM131 132V131H130ZM192 132H194V131H192ZM221 132V131H220ZM241 132V131H240ZM13 133L11 134V135H13ZM30 133H32V132H30ZM128 133V132H127ZM132 133V132H131ZM184 133V132H183ZM227 133H229V132H227ZM245 133V132H244ZM3 134V133H2ZM10 134V133H9ZM33 134L34 133H32V134H30V136H33ZM35 134H34V136H35ZM65 134V133H64ZM87 134V133H86ZM121 134V133H120ZM119 134V135H120ZM122 134H124V133H122ZM134 134V133H133ZM132 134V135H133ZM136 134H138V133H136ZM164 134V133H163ZM230 134V133H229ZM7 135V134H6ZM24 135V134H23ZM27 135V134H26ZM29 135V134H28ZM101 135V134H100ZM128 136L130 135V134H127ZM131 135V136H132ZM173 135V134H172ZM178 135V134H177ZM223 135V134H222ZM21 136V135H20ZM19 136V137H20ZM65 136H66V134H65ZM134 136V135H133ZM150 136V135H149ZM217 136V135H216ZM230 136H231V134H230ZM13 137V136H12ZM24 137V136H23ZM25 137H27V136H25ZM76 137L78 138V141L81 143V144H84V142H83V137L84 136H82L81 134H80V132L79 133H76ZM96 137V136H95ZM94 137V138H95ZM117 137V136H116ZM120 137V136H119ZM138 137V136H137ZM144 137V136H143ZM156 137V136H155ZM161 137V136H160ZM183 137V136H182ZM185 137V136H184ZM224 137V136H223ZM238 137H240L239 135H238ZM242 137V136H241ZM7 138V137H6ZM32 138V137H31ZM33 138H35L36 140H35V142L37 141V137H33ZM121 138V137H120ZM179 138V137H178ZM217 138V137H216ZM3 139H5V138H3ZM21 139H22V137H21ZM27 138H25V140H26ZM29 139H30V137H29ZM126 139V138H125ZM144 139V138H143ZM7 140V139H6ZM12 140H14V139H12ZM18 140H19V138H18ZM24 140V139H23ZM22 140V141H23ZM28 140V139H27ZM32 140V139H31ZM105 140V139H104ZM123 140V139H122ZM136 140V139H135ZM172 140V139H171ZM174 140V139H173ZM177 140V139H176ZM197 140V139H196ZM245 140V139H244ZM261 140V139H260ZM5 140H3V142H4ZM9 140H7V142H8ZM20 141V140H19ZM22 141H20V142H22ZM34 141V140H33ZM32 141V142H33ZM141 141V140H140ZM148 141V140H147ZM161 141V140H160ZM159 141V142H160ZM262 141V140H261ZM6 142V143H7ZM14 143H15V140L13 141ZM20 142H18V143H16L17 145H19V143ZM30 143L31 145L33 144V143ZM99 142V141H98ZM118 142V141H117ZM169 142V141H168ZM256 142H257V140H256ZM263 143H264V141H262ZM5 143V142H4ZM23 143V142H22ZM25 143H26V141L24 142V145H25ZM96 143V142H95ZM122 143V142H121ZM150 143V142H149ZM234 143V142H233ZM240 143V142H239ZM9 144H10V141H9ZM108 144V143H107ZM110 144H112V143H110ZM127 144V143H126ZM135 144V143H134ZM144 144H146V143H144ZM237 144H238V142H237ZM6 145V144H5ZM8 145V144H7ZM21 145V144H20ZM29 145V144H28ZM27 145V146H28ZM77 145V144H76ZM105 145V144H104ZM128 145V144H127ZM159 145V144H158ZM242 145V144H241ZM26 146V147H27ZM36 146V145H35ZM98 146V145H97ZM120 146V145H119ZM226 146V145H225ZM264 146V145H263ZM22 147H24V146H21V147H19V148H21L22 149ZM121 147V146H120ZM164 147H166V146H164ZM11 148V147H10ZM30 148V150H31V147L29 146L27 149H29ZM33 148H35V147H33ZM109 148V147H108ZM149 148V147H148ZM27 149H26V151H27ZM37 149V148H36ZM60 149V148H59ZM65 149V148H64ZM114 149V148H113ZM126 149V148H125ZM151 149V148H150ZM12 150V151H11ZM35 150V149H34ZM58 150V149H57ZM131 150V149H130ZM148 150V149H147ZM158 150V149H157ZM9 152H12V154L14 153L15 154V151L13 152V149H9L8 150ZM17 151H22V150H17ZM24 151H25V149L23 150V153H24ZM33 151V150H32ZM61 151V150H60ZM59 151V152H60ZM68 151V150H67ZM128 151V150H127ZM126 151V152H127ZM248 151V150H247ZM257 151V150H256ZM28 152V151H27ZM58 152V153H59ZM69 152V151H68ZM71 152V151H70ZM110 152V151H109ZM152 152V151H151ZM3 153H4V151L3 150H0V155H3ZM20 154H23V153H21V152H19ZM29 153V152H28ZM39 153V152H38ZM114 153V152H113ZM157 153V152H156ZM171 153V152H170ZM185 153V152H184ZM187 153V152H186ZM255 153V152H254ZM25 154V153H24ZM40 154V153H39ZM44 154V153H43ZM42 153H41V155H43ZM70 154V153H69ZM127 154H128V152H127ZM140 154V153H139ZM142 154V153H141ZM140 154V155H141ZM143 154H144V152H143ZM160 154V153H159ZM211 154V153H210ZM209 154V155H210ZM226 154V153H225ZM257 154V153H256ZM8 155H9V153H8ZM15 155H18V152H16V154ZM27 155L28 154H25V156L27 157ZM40 155V156H41ZM56 156H60L59 154H57V152H56V154H55ZM64 155V154H63ZM62 155V156H63ZM129 155V154H128ZM197 155V154H196ZM24 156V155H23ZM24 156V157H25ZM39 156V157H40ZM45 156V155H44ZM55 156V157H56ZM68 156V155H67ZM183 156V155H182ZM231 156V155H230ZM10 157V156H9ZM11 157H13V156H11ZM24 157H23V159H24ZM28 157H29V155H28ZM37 157V156H36ZM38 157V159H40ZM42 157V156H41ZM110 157H112V156H110ZM114 157V156H113ZM126 157V156H125ZM140 157V156H139ZM143 157H146L145 155L144 156H142V158ZM191 157V156H190ZM20 158H22V157H20ZM58 158L59 157H57V162H59L58 161ZM76 158V157H75ZM84 158V157H83ZM117 158H118V156H117ZM124 158V157H123ZM128 158V157H127ZM127 158H126V160H127ZM142 158H140V159H142ZM151 158H152V155H151ZM162 158H164V157H162ZM188 158H189V156H188ZM19 159V157L17 158V160ZM23 159H21L22 160V162H24V160ZM28 159V158H27ZM31 159V157L29 158V160ZM35 159H37V158H35ZM37 159V160H38ZM43 159V157L40 159V160H42ZM54 159V158H53ZM62 159V161L64 160L63 159V157L61 158V156H60V160ZM79 159V158H78ZM106 159V158H105ZM139 159V158H138ZM198 159V158H197ZM216 159V158H215ZM21 160L19 161V163L21 162ZM29 160L27 161V162H29ZM36 160V161H37ZM44 160V159H43ZM42 160V161H43ZM77 160V159H76ZM117 160V159H116ZM122 160V159H121ZM158 160H159V157H158ZM157 160V161H158ZM182 160V159H181ZM185 160V159H184ZM186 160H187V158H186ZM45 161V160H44ZM61 161V162H62ZM112 161V160H111ZM123 162L125 161V159L124 160H122ZM129 161V160H128ZM183 161V160H182ZM212 161V160H211ZM32 162V161H31ZM34 162V161H33ZM39 162H41V161H39ZM73 162V161H72ZM71 162V163H72ZM107 162V161H106ZM134 162V161H133ZM132 162V163H133ZM139 162V161H138ZM141 162V161H140ZM160 162V161H159ZM164 162V161H163ZM181 161L180 160H176L175 162H174V164L177 166V168L178 169H181L182 170V172H183V174L185 175L186 174V177H187V174L190 176V177H192V179L193 180H196L197 178H199V176H201V175H204V176H215L217 173H218V170H217V168L215 167V165H212L210 162H208V161H205V160H203V161H201V162H199L197 165H196V167H188V165H181V163H180ZM186 162V161H185ZM219 162H220V160H219ZM247 162V161H246ZM7 163V162H6ZM43 162H41V164H42ZM120 163V162H119ZM124 163H126V162H124ZM123 163V164H124ZM158 163V162H157ZM171 163V162H170ZM221 163V162H220ZM9 164V163H8ZM11 164V163H10ZM33 164V163H32ZM32 164H30V166L32 165ZM58 164V163H57ZM104 164V163H103ZM122 164V165H123ZM152 164V163H151ZM162 164V163H161ZM164 164V163H163ZM245 164V163H244ZM28 164H26V166H27ZM35 165H37V163H35L33 166L35 167ZM38 165H39V163H38ZM43 165V164H42ZM65 165H66V163H65ZM125 165V164H124ZM123 165V166H124ZM143 165V164H142ZM144 165H145V163H144ZM246 165V164H245ZM251 165V164H250ZM260 165V164H259ZM258 165V166H259ZM18 166V165H17ZM20 166V165H19ZM50 166H51V164H50ZM71 166V165H70ZM162 166V165H161ZM161 166H159V167H161ZM164 166V165H163ZM24 167V166H23ZM87 167V166H86ZM120 167V166H119ZM124 167H126V165L124 166ZM124 167H121V171L123 170L122 168H124ZM128 168L130 167V165L129 166H127ZM219 167V170H220V166H218ZM249 167V166H248ZM10 168V167H9ZM20 168V167H19ZM21 168H22V164H21ZM20 168V169H21ZM36 168V167H35ZM84 168V167H83ZM118 168V167H117ZM143 168V167H142ZM226 168V167H225ZM255 168H256V166H255ZM254 168V169H255ZM262 168V167H261ZM39 168H36L35 170H38ZM64 169H66V168H64ZM73 169V168H72ZM91 169V168H90ZM113 169V168H112ZM127 169V168H126ZM125 169V170H126ZM135 169V168H134ZM144 169V168H143ZM150 169V168H149ZM148 169V170H149ZM155 169H156V167H155ZM158 169V168H157ZM251 169V168H250ZM83 170V169H82ZM110 170V169H109ZM116 170V169H115ZM118 170V169H117ZM146 170V169H145ZM154 170V169H153ZM160 170H161V168H160ZM222 170V169H221ZM249 170V169H248ZM264 170V169H263ZM1 171V170H0ZM2 171H4V172H2V173H5V174H7L6 173V171L5 170H2ZM9 171V170H8ZM18 171V170H17ZM16 171V175H18V172ZM20 171V170H19ZM22 171V170H21ZM39 171H40V169H39ZM62 171V170H61ZM64 171V170H63ZM62 171V172H63ZM73 171V170H72ZM75 171V170H74ZM111 171V170H110ZM121 171H119V172H121ZM124 171V170H123ZM130 171V170H129ZM140 171V170H139ZM143 173L145 172L144 170H141ZM159 171V170H158ZM252 171V170H251ZM64 172H66V171H64ZM63 172V173H64ZM108 172V171H107ZM117 172V171H116ZM115 172V173H116ZM149 172V171H148ZM148 172H145V173H147L148 174ZM253 172H255V171H253ZM258 172V171H257ZM256 172V173H257ZM68 173V172H67ZM82 173V172H81ZM111 173H112V171H111ZM122 173V172H121ZM125 173V172H124ZM123 173V174H124ZM128 173V172H127ZM126 173V174H127ZM131 173V172H130ZM134 173V172H133ZM136 173V172H135ZM143 173H142V175H143ZM252 173V172H251ZM77 174V173H76ZM150 174V173H149ZM223 174V173H222ZM259 174V173H258ZM1 175H4V174H1ZM11 175V174H10ZM15 175V176H16ZM64 175V174H63ZM67 175V174H66ZM164 175H166V173L164 174ZM181 175V174H180ZM7 176V175H6ZM82 176V175H81ZM126 176H128V175H126ZM126 176H125V179H127V178H130V177H127L126 178ZM134 176V175H133ZM146 176H148V175H146ZM145 176V177H146ZM175 176V175H174ZM247 176V175H246ZM263 176V175H262ZM18 177V176H17ZM29 177V176H28ZM63 177H66V176H62V179H63ZM115 177V176H114ZM137 177H138V175H137ZM143 177H144V175H143ZM169 177H171L170 175H169ZM173 177V176H172ZM171 177V178H172ZM253 177V176H252ZM3 178V177H2ZM9 178V177H8ZM7 178V179H8ZM15 178V177H14ZM30 178V177H29ZM28 178V179H29ZM60 178H61V176H60ZM59 178V179H60ZM69 178V177H68ZM67 178V179H68ZM124 178V177H123ZM136 178V177H135ZM141 178V177H140ZM147 178H151V176H149V177H147ZM163 178V177H162ZM231 178V177H230ZM229 178V179H230ZM255 178V177H254ZM259 178V177H258ZM13 179V178H12ZM58 179V180H59ZM62 179H61V181H62ZM66 179V180H67ZM70 179V178H69ZM76 179V178H75ZM116 179H117V177H116ZM144 179V178H143ZM175 179V178H174ZM176 179H177V176H176ZM175 179V180H176ZM186 179V178H185ZM187 179H189L188 177H187ZM222 179V178H221ZM3 180V179H2ZM9 180V179H8ZM16 180V179H15ZM18 180V179H17ZM93 180V179H92ZM112 180V179H111ZM130 180V179H129ZM136 180V179H135ZM156 180V179H155ZM161 180V179H160ZM169 180V179H168ZM175 180H174V182H175ZM180 179H178V181H179ZM223 180V179H222ZM257 180V179H256ZM4 181H6V180H4ZM49 180L47 179V182H48ZM60 181V180H59ZM58 181V183H60ZM65 181V180H64ZM62 182V183H64L65 184V182ZM101 181V180H100ZM118 182H119V180H117ZM123 181H124V179H123ZM162 181V180H161ZM161 181H158L159 183L161 182ZM165 181V180H164ZM170 181H172V180H170ZM178 181H176V182H178ZM3 182V181H2ZM15 182V181H14ZM24 182V181H23ZM30 182V181H29ZM47 182H45L44 181V183H47ZM57 181H55V183H56ZM117 182V183H118ZM127 182V184H128V181H126ZM125 181H124V183H126ZM138 182V181H137ZM150 182V181H149ZM154 182V181H153ZM153 182H151L152 184H153ZM157 182V181H156ZM167 182H169V181H167ZM166 182V183H167ZM182 181H179V184L181 183ZM200 182L202 183L203 182V180H200ZM4 183V182H3ZM12 183V182H11ZM79 183V182H78ZM90 183V182H89ZM101 183V182H100ZM103 183V182H102ZM112 183H113V181H112ZM144 183H146V182H144ZM143 183V184H144ZM211 183H213V182H211ZM229 183V182H228ZM2 184V183H1ZM8 184V183H7ZM10 184V183H9ZM14 184V183H13ZM15 184H16V182H15ZM14 184V185H15ZM52 184H54V183H52ZM57 184V183H56ZM67 184V183H66ZM71 184V183H70ZM131 184V183H130ZM129 184V185H130ZM147 184V183H146ZM152 184H151V186H152ZM156 184V183H155ZM158 184V183H157ZM161 184V183H160ZM163 184V183H162ZM168 184H172V183H168ZM175 184V183H174ZM173 184V185H174ZM177 184V183H176ZM184 184V183H183ZM218 184V183H217ZM3 185V184H2ZM50 185V184H49ZM59 185V184H58ZM101 185V184H100ZM128 185V186H129ZM141 185V184H140ZM159 185V184H158ZM157 185V186H158ZM165 185V184H164ZM163 185V186H164ZM207 185V184H206ZM256 185V184H255ZM10 187H11V185H9ZM13 186V185H12ZM21 186H23V185H21ZM29 186V185H28ZM60 186V185H59ZM58 186V187H59ZM66 186V185H65ZM80 186V185H79ZM118 186V185H117ZM119 186H120V184H119ZM124 186V185H123ZM128 186H126V187H128ZM156 186V185H155ZM156 186V187H157ZM159 186H161V185H159ZM158 186V187H159ZM171 186V185H170ZM234 186H235V184H234ZM44 187V186H43ZM69 187V186H68ZM90 187V186H89ZM102 187V186H101ZM109 187V186H108ZM130 187V186H129ZM139 187H141V186H139ZM153 187H154V185H153ZM152 187V188H153ZM157 187V188H158ZM162 187V186H161ZM165 187H166V185H165ZM164 187V188H165ZM175 187V186H174ZM201 187V186H200ZM213 187V186H212ZM224 187V186H223ZM244 187V186H243ZM258 187V186H257ZM256 187V188H257ZM13 188V187H12ZM41 188V187H40ZM48 188V187H47ZM46 188V189H47ZM70 188H71V185H70ZM124 188V187H123ZM156 188V190H160L161 188H158L157 189ZM164 188L162 187V191H164L165 193H167L169 196H171V194H169V191L167 190V188H168V186H167V188H166V191L164 190ZM171 188V187H170ZM180 188V187H179ZM211 188V187H210ZM241 188H242V186H241ZM248 188V187H247ZM259 188V187H258ZM1 189V188H0ZM34 189V188H33ZM42 190H43V188H41ZM50 189V188H49ZM54 189V188H53ZM53 189H51V190H53ZM60 189V188H59ZM64 189H66V188H64ZM129 189V188H128ZM127 189V190H128ZM174 188L172 187V189L171 190H173ZM175 189H178L177 187L175 188ZM190 189H191V187H190ZM11 190V189H10ZM14 190V189H13ZM66 190H69V188L68 189H66ZM75 190V189H74ZM121 190V189H120ZM126 190V191H127ZM131 190V189H130ZM130 190H129V192H130ZM137 190V189H136ZM180 190V189H179ZM246 190V189H245ZM16 191H17V189H16ZM16 191H14V192H16ZM54 191H57L56 189H54ZM61 191V190H60ZM63 191V190H62ZM61 191V192H62ZM100 191V190H99ZM118 191V190H117ZM143 191V190H142ZM151 191H152V189H151ZM154 191V190H153ZM161 190H160V193L162 192ZM176 191V190H175ZM244 191V190H243ZM247 191V190H246ZM248 191H249V189H248ZM20 192V191H19ZM53 192V191H52ZM64 193H65V190L63 191ZM67 192V191H66ZM84 192V191H83ZM103 192V191H102ZM174 191H172V193H173ZM186 192V191H185ZM226 192V191H225ZM3 193V192H2ZM35 193V192H34ZM34 193H32L33 195H34ZM47 193V192H46ZM63 193V194H64ZM76 193V192H75ZM96 193V192H95ZM104 193V192H103ZM125 193V192H124ZM142 193H144V192H142ZM153 194L152 195H154L155 193L154 192H152ZM158 193H159V191H158ZM157 193V194H158ZM171 193V192H170ZM177 193V192H176ZM203 193V192H202ZM218 193V192H217ZM226 193H228V192H226ZM245 193V192H244ZM263 193V192H262ZM18 194V193H17ZM56 194L58 195L59 193H57L56 192ZM66 194V193H65ZM68 194V193H67ZM102 194V193H101ZM120 194V193H119ZM138 194V193H137ZM146 194V193H145ZM174 195H175V193H173ZM179 194V193H178ZM177 194V195H178ZM209 194V193H208ZM249 194H251V193H249ZM50 196L51 198H52V196L50 195V193L49 194H47V196ZM56 195V196H57ZM89 195V194H88ZM127 195H128V193H127ZM156 195V194H155ZM211 195V194H210ZM216 195V194H215ZM219 195V194H218ZM14 196V195H13ZM12 195H11V197H13ZM41 196V195H40ZM63 197V195H62V193L59 195V197ZM66 196V198H67V195H65ZM99 196V195H98ZM161 196H163V194L162 195H160V197ZM206 196V195H205ZM225 196V195H224ZM250 196V195H249ZM62 197H61V200H64V199H62ZM101 197V196H100ZM106 197V196H105ZM146 197V196H145ZM154 197V196H153ZM157 197V196H156ZM179 197V196H178ZM187 197V196H186ZM248 197V196H247ZM251 197H253L252 195H251ZM16 198V196L14 197V199ZM54 198V197H53ZM79 198V197H78ZM130 198V197H129ZM139 198V197H138ZM173 198H175V197H173ZM191 198V197H190ZM197 198V197H196ZM227 198V197H226ZM239 198H240V196H239ZM239 198H238V200H239ZM57 199H59L58 197H57ZM89 199V198H88ZM134 199V198H133ZM137 199V198H136ZM150 199V198H149ZM164 199H165V197H164ZM171 199V198H170ZM176 199V198H175ZM183 199V198H182ZM193 199V198H192ZM195 199V198H194ZM202 199V198H201ZM210 199V198H209ZM213 199V198H212ZM222 199V198H221ZM229 199V198H228ZM251 199V198H250ZM262 199V198H261ZM11 200V199H10ZM16 200V199H15ZM54 200V199H53ZM60 200V201H61ZM135 200V199H134ZM143 200V199H142ZM144 200H146V199H144ZM151 200V199H150ZM158 200V199H157ZM179 200V199H178ZM178 200L176 199V201L178 202ZM181 200V199H180ZM188 200V199H187ZM196 200H198V198L196 199ZM227 200V199H226ZM245 200V199H244ZM244 200H243V204H244ZM40 201V200H39ZM56 201V200H55ZM152 201V200H151ZM164 201V200H163ZM166 201V200H165ZM171 201H175V200H173V199H171ZM190 201V200H189ZM225 201V200H224ZM252 201V200H251ZM262 201V200H261ZM17 202V201H16ZM45 202V201H44ZM52 202V201H51ZM50 202V203H51ZM62 202V201H61ZM60 202V203H61ZM89 203H90V201H88ZM128 202V201H127ZM136 202V201H135ZM181 202H183L182 200H181ZM246 202V201H245ZM255 202V201H254ZM20 203V202H19ZM46 203H47V201H46ZM55 203V202H54ZM59 203V202H58ZM92 203V202H91ZM121 203V202H120ZM129 203V202H128ZM139 203H140V201H139ZM149 203V202H148ZM166 203V202H165ZM189 203V202H188ZM199 203V202H198ZM248 204L249 203H251V202H247ZM246 203V204H247ZM262 203H263V201H262ZM10 204V203H9ZM40 204H41V202H40ZM52 204V206H53V202L51 203ZM56 204V203H55ZM147 204V203H146ZM145 204V205H146ZM174 204V203H173ZM254 204H256V203H254ZM258 204V203H257ZM256 204V205H257ZM18 205H20V204H18ZM43 205H45V204H43ZM60 205V204H59ZM132 205V204H131ZM148 205V204H147ZM152 205V204H151ZM181 205H182V203H181ZM245 205V204H244ZM252 205V204H251ZM260 205V204H259ZM262 205V204H261ZM21 207L23 206V204H21L20 205ZM30 206V205H29ZM41 206V205H40ZM46 206V205H45ZM57 206H58V204H57ZM87 206H88V204H87ZM183 206V205H182ZM197 206V205H196ZM198 206H199V204H198ZM205 206V205H204ZM235 206H236V204H235ZM241 206V205H240ZM247 206H249V205H247ZM258 206V205H257ZM1 207V206H0ZM59 208H60V206H58ZM90 207V206H89ZM102 207V206H101ZM156 207V206H155ZM195 207V206H194ZM202 207V206H201ZM208 207V206H207ZM206 207V208H207ZM242 207V206H241ZM252 207H254V205L252 206ZM3 208V207H2ZM2 208H0V213L2 212L1 211V209ZM23 208V207H22ZM32 208V207H31ZM40 208V207H39ZM43 208V207H42ZM54 208H56V206H53V209ZM75 208V207H74ZM96 208V207H95ZM112 208V207H111ZM132 208V207H131ZM192 208V207H191ZM199 208H200V206H199ZM249 208H250V206H249ZM256 208V207H255ZM47 209V208H46ZM49 209H51V207H49ZM90 209V208H89ZM99 209V208H98ZM105 209V208H104ZM190 209V208H189ZM231 209V208H230ZM253 209V208H252ZM251 209V210H252ZM15 210V209H14ZM27 210V209H26ZM91 210V209H90ZM94 210H96V209H94ZM118 210V209H117ZM134 210V209H133ZM203 210V209H202ZM247 210H248V207H247ZM250 210V211H251ZM3 211H4V208H3ZM37 211H40V210H37ZM36 211V212H37ZM45 211V210H44ZM51 211H52V209H51ZM108 211V210H107ZM119 211V210H118ZM156 211V210H155ZM236 211V210H235ZM241 211H242V209H241ZM22 212V211H21ZM24 212H25V210H24ZM34 212V211H33ZM47 213H48V210L46 211ZM67 212V211H66ZM100 212V211H99ZM102 212V211H101ZM164 212V211H163ZM206 212V211H205ZM238 212V211H237ZM3 213H5V211L3 212ZM2 213V214H3ZM28 213V212H27ZM26 213V214H27ZM60 213H61V208H60ZM94 213V212H93ZM103 213V212H102ZM110 213V212H109ZM167 213H168V211H167ZM244 214H245V212H243ZM251 214H252V211L250 212ZM250 213H248V214H250ZM2 214H1V217H3L4 218V215L2 216ZM8 214H10L9 213V211H8ZM50 214V213H49ZM51 214H54L53 213V211H52V213ZM55 214H57V212L55 211ZM54 214V215H55ZM97 214V213H96ZM112 214V213H111ZM115 214V213H114ZM117 214V213H116ZM208 214V213H207ZM217 214V213H216ZM248 214H247V216H248ZM254 214V213H253ZM252 214V215H253ZM5 215L7 216V214L5 213ZM30 215V214H29ZM28 214H27V216H29ZM39 215H40V213H39ZM48 215V214H47ZM58 215V214H57ZM60 215V214H59ZM58 215V216H59ZM101 215V214H100ZM106 215V214H105ZM134 215V214H133ZM147 215V214H146ZM152 215V214H151ZM157 215H160V214H158L157 213ZM166 215H168V214H166ZM218 215V214H217ZM239 215H240V213H239ZM246 215V214H245ZM5 216V217H6ZM9 216V215H8ZM37 216H38V214H37ZM61 216H62V213H61ZM61 216H60V218L59 219H61ZM66 216H67V213H66ZM103 216V215H102ZM137 216V215H136ZM148 216V215H147ZM155 216V215H154ZM153 216V217H154ZM220 216V215H219ZM236 217H237V215H235ZM254 216V215H253ZM0 217V218H1ZM40 217V216H39ZM42 217H44V216H42ZM52 217H55V216H52ZM96 217H97V215H96ZM122 217V216H121ZM152 217V218H153ZM246 217V216H245ZM3 218H1V219H3ZM100 218H101V216H100ZM107 218V217H106ZM110 218H112V217H110ZM114 218V217H113ZM131 218H132V216H131ZM134 218V217H133ZM132 218V219H133ZM157 218V217H156ZM164 218V217H163ZM195 218V217H194ZM244 218V217H243ZM249 218H250V216H249ZM4 219H6L5 220V224H3V227H0V229L1 228H4L5 226L4 225H6V222H7V219H8V217H6V218H4ZM11 219V220H10ZM31 219H33V218H31ZM31 219H30V222H31ZM45 219H47V218H45ZM59 219H58V221H59ZM64 219V218H63ZM62 219V223L64 224L65 222H63L64 220ZM82 219V218H81ZM125 219H126V217H125ZM135 219V218H134ZM159 219V218H158ZM165 219V218H164ZM220 219V218H219ZM245 219V218H244ZM251 219V218H250ZM250 219H249V221H250ZM34 220H35V218H34ZM33 220V221H34ZM36 220H37V218H36ZM128 220V219H127ZM137 220V219H136ZM142 220V219H141ZM147 220V219H146ZM155 220V219H154ZM161 219H159L158 221H160ZM234 220V219H233ZM238 221H240V219H237ZM246 220H248L247 218H246ZM253 220H255V218L253 217ZM2 220H0V222H1ZM10 221H12V218H10L9 217V219H8V222H7V225H6V227L2 230L3 231V233H7V231H12V229L14 230L15 228H11V230H10V227H9V225H8V223L10 222ZM251 221H252V219H251ZM4 222V221H3ZM14 221H12V222H10L11 224L13 223ZM16 222V221H15ZM20 222H21V220H20ZM22 222H23V219H22ZM61 222V221H60ZM70 222V221H69ZM100 222V221H99ZM113 222V221H112ZM117 222V221H116ZM136 222H138V220L136 221ZM157 222V221H156ZM224 222V221H223ZM243 222H245L244 220H243ZM243 222H241L240 221V223H242V226L244 225L243 224ZM254 222V221H253ZM256 222V221H255ZM2 223V222H1ZM29 223V222H28ZM35 224L34 222H31V225H33V224ZM66 223H67V225L66 226H68V220L66 221ZM71 223V222H70ZM69 223V224H70ZM103 223V222H102ZM114 223V222H113ZM139 223V222H138ZM146 223V222H145ZM205 223V222H204ZM15 224V223H14ZM43 224H46V221H45V223H43ZM55 224V223H54ZM105 224V223H104ZM116 224V223H115ZM120 224H121V222H120ZM159 224L161 225V223L159 222ZM225 224V223H224ZM255 224H257V222L255 223ZM2 225V224H1ZM16 225V224H15ZM19 225L20 226H22L21 224H18V227H19ZM30 225V224H29ZM41 225H42V223H41ZM62 225V224H61ZM64 225V226H65ZM107 225H109V224H107ZM111 225V224H110ZM117 225V224H116ZM119 225V224H118ZM123 225V224H122ZM125 225V224H124ZM129 225H130V223H129ZM262 225V224H261ZM12 226H13V224H12ZM53 226V225H52ZM59 226H60V224H59ZM111 226H113V225H111ZM153 226H154V224H153ZM185 226V225H184ZM201 226V225H200ZM236 226V225H235ZM257 226V225H256ZM263 226V225H262ZM262 226H261V228H262ZM15 227V226H14ZM42 227V229L44 228L43 226H41ZM51 227V226H50ZM70 227V226H69ZM107 227V226H106ZM120 227H122V226H120ZM119 227V228H120ZM130 227V226H129ZM135 227V226H134ZM139 227L140 228H142V226H140L139 225ZM156 227H157V224H156ZM162 227H163V225H162ZM162 227H160L161 229H163ZM237 227V226H236ZM236 227H235V229H236ZM244 227V226H243ZM242 227V229H244ZM24 228V226L22 227V229ZM27 229H29L28 227H26ZM34 228V227H33ZM33 228H31V229H33ZM37 228V227H36ZM40 228V227H39ZM52 228H54V227H52ZM51 228V229H52ZM60 228V227H59ZM66 228V227H65ZM64 228V230L62 229V228H60V231L59 232H61V229L63 230V231H65V230H68V233H69V229L67 228V229H65ZM119 228L117 229V231H120L119 230ZM146 229L147 227H143V229ZM149 228H151V227H149ZM154 228V227H153ZM233 228V227H232ZM231 228V229H232ZM250 228V227H249ZM255 228V227H254ZM16 229H19V228H17L16 227ZM38 229V228H37ZM50 229V230H51ZM110 229V228H109ZM112 229H114V228H112ZM133 229V228H132ZM251 229V228H250ZM256 229V228H255ZM19 230H21V229H19ZM18 230V231H19ZM40 230V229H39ZM55 230H58L57 228H56V226H55ZM147 230H149V229H147ZM151 230V229H150ZM234 230V229H233ZM245 230V229H244ZM252 230V229H251ZM1 231V230H0ZM15 231H17V230H15ZM15 231H13V232H11V233H13L14 234V232ZM28 231V230H27ZM38 231V230H37ZM41 231V230H40ZM42 231H44V230H42ZM42 231H41V233H42ZM95 231V230H94ZM122 231V230H121ZM158 230H156V232H157ZM160 231H162V230H160ZM238 230H236V232H237ZM246 231V230H245ZM29 232V231H28ZM47 234L49 233V232H47V231H45ZM96 232H98V231H96ZM102 232V231H101ZM234 232V231H233ZM257 232H260V231H258V229H257ZM16 233V232H15ZM18 233H21V231L20 232H17V234ZM36 233V232H35ZM38 233H40V232H38ZM40 233V234H41ZM44 233V232H43ZM43 233H42V235H43ZM66 233V232H65ZM64 233V234H65ZM105 233V231L103 232V234ZM152 233H153V230H152ZM161 233V232H160ZM229 233V232H228ZM231 233V232H230ZM252 233H253V231H252ZM256 233V232H255ZM28 234V233H27ZM50 234H51V232H50ZM49 234V235H50ZM63 234V233H62ZM67 234V233H66ZM93 234H96V233H93ZM158 234V233H157ZM240 234V233H239ZM246 234H247V232H246ZM254 234V233H253ZM252 234V235H253ZM4 236H6V234H3ZM3 235H1V233H0V237H4ZM26 235V234H25ZM48 235V236H49ZM52 235V234H51ZM92 235V234H91ZM91 235H89V236H91ZM99 235V234H98ZM101 235H102V233H101ZM142 235V234H141ZM149 235V234H148ZM236 235V234H235ZM255 235V234H254ZM8 236V235H7ZM7 236L5 237V239L7 238ZM10 236H12V235H10ZM9 236V237H10ZM17 236V242L19 241V240H21V234L20 235H15V237ZM24 236V235H23ZM43 236H45V239H46V237H47V235H43ZM64 236V235H63ZM63 236H62V238H63ZM145 236V235H144ZM158 236V235H157ZM157 236H155L154 237V239L157 237ZM211 236V235H210ZM233 236V235H232ZM248 236V235H247ZM257 236V235H256ZM256 236H253V237H256ZM42 237V236H41ZM40 237V238H41ZM49 237H52V236H49ZM67 237L69 238V236H68V234H67ZM99 237V236H98ZM217 237V236H216ZM230 237V236H229ZM239 237V236H238ZM250 237V236H249ZM259 237V236H258ZM10 238H12V237H10ZM27 238V237H26ZM30 238H31V236H30ZM42 238H44V237H42ZM65 238H66V235H65ZM209 239H210V237H208ZM22 239H24V237L22 238ZM67 239V238H66ZM70 239V238H69ZM68 239V240H69ZM86 239H88V237L86 238ZM152 240V241H154L155 242V240ZM200 239H201V237H200ZM199 239V240H200ZM204 239V238H203ZM217 239V238H216ZM219 240L217 241L218 243L220 242V237L218 238ZM231 239H232V237H231ZM235 239H238V238H235ZM256 239H258L257 237H256ZM9 240V238L7 239V241ZM25 240V239H24ZM27 240V239H26ZM49 240V239H48ZM47 240V241H48ZM84 240V239H83ZM159 240V239H158ZM158 240L156 241V242H158ZM161 240V239H160ZM205 240V239H204ZM208 239H206L205 241V243H207L208 241L209 242H212V241H210V240H208ZM227 240V239H226ZM249 241H250V239H248ZM0 241H3L2 239H0ZM4 241H6V240H4ZM6 241V242H7ZM10 241L12 242V240L10 239ZM9 241V242H10ZM42 241H43V239H42ZM45 241V240H44ZM47 241H45L44 243L47 245ZM51 241V240H50ZM71 241H72V239H71ZM73 241H76L75 239L73 240ZM73 241H72V243H73ZM77 241H78V239H77ZM77 241H76V243H77ZM134 241H137V240H135L134 239ZM148 241H150V240H148ZM170 241V246H171V252L173 253V252H175V251H177L178 252V246L175 244V242H174V240L173 239H171V240H169ZM202 241V240H201ZM40 243H41V241H39ZM79 242V241H78ZM137 242H139V241H137ZM154 242H152L151 244H153ZM160 242V243H159ZM158 243L159 244H161V241H159ZM203 242V241H202ZM215 241H213V244H217V243H214ZM237 242V244H238V241H236ZM21 243H22V241H21ZM36 243H38V242H36ZM43 243V242H42ZM41 243V244H42ZM75 243V244H76ZM130 243V242H129ZM135 243V242H134ZM133 243V245L135 246V244ZM145 243V242H144ZM158 243H155L156 245H158V248H160L161 247V245H160V247H159V244ZM165 243H167V242H165ZM221 243H222V241H221ZM227 243H228V240H227ZM231 243V242H230ZM249 243V242H248ZM255 243V242H254ZM3 244V243H2ZM8 244V243H7ZM6 243L4 244V246L5 245H7ZM11 245H10V247L11 248H13V250H14V247H15V249H16V246H14V247H12V244H13V242L12 243H10ZM67 244H70V241H68V243ZM78 244V243H77ZM148 244H150V242L148 243ZM220 244V243H219ZM218 244V245H219ZM224 245H226L227 246V244L225 243V241H224V243H223ZM241 244V243H240ZM244 244V243H243ZM30 245V244H29ZM36 245V248L38 247V245H39V243H38V245L37 244H35ZM44 245V244H43ZM43 245H41L42 247H43ZM80 245H81V243H80ZM117 245V244H116ZM119 245V244H118ZM139 245V244H138ZM138 245H136V246H138ZM211 245H212V243H211ZM217 245V247H215L214 245L212 246V247H214L215 249H213V250H219L218 248H221L220 246H218ZM221 246H222V248L224 247H226V246H223L222 244H220ZM254 245H256V244H254ZM3 246V245H2ZM27 246H28V243H27ZM27 246H25V247H27ZM31 246V245H30ZM30 246H28V247H30ZM60 246V245H59ZM59 246H57V247H59ZM71 246V245H70ZM74 246V245H73ZM120 246V245H119ZM123 246V245H122ZM133 246V247H134ZM140 246V245H139ZM147 246V245H146ZM148 246H150V245H148ZM153 245H151V247H152ZM169 246V247H170ZM201 246H202V244H201ZM7 247V246H6ZM6 247H4V248H6ZM18 247V246H17ZM35 247V246H34ZM42 247H41V249H42ZM46 246L44 245V248H45ZM75 247V246H74ZM154 248H156L155 246H153ZM204 247V246H203ZM228 247V246H227ZM256 247V246H255ZM10 248V249H11ZM22 248V247H21ZM21 248H19V250H25V249H28V248H25L24 249V247H23V249H21ZM66 248L67 247H65L64 249L66 250ZM90 247H88V249H89ZM122 248V247H121ZM126 248V247H125ZM157 248V249H158ZM166 248V247H165ZM217 248V249H216ZM221 248V249H222ZM3 249V248H2ZM9 249V248H8ZM7 249V250H8ZM32 249V248H31ZM38 249V248H37ZM55 249V248H54ZM63 249V248H62ZM61 249V250H62ZM73 249H75V248H73ZM77 249V248H76ZM75 249V250H76ZM124 249V248H123ZM123 249H122V251H123ZM127 249H128V247H127ZM126 249V250H127ZM137 249V248H136ZM140 248H138V250L137 251H140L139 250ZM163 249V248H162ZM167 249V248H166ZM165 249V250H166ZM220 249V252L222 253V251H223V249L221 250ZM228 249H232V248H228ZM227 248L225 249V250H228ZM255 249H258V251H259V249H260V247L259 248H255ZM18 250V248H17V252H19V254L21 253L20 251ZM57 251H58V248L56 249ZM61 250H59V251H61ZM71 250V249H70ZM74 250V251H75ZM117 250V249H116ZM125 250V249H124ZM129 250V249H128ZM135 250V249H134ZM159 250L160 249H158V252H159ZM237 250V249H236ZM245 250V249H244ZM244 250L242 251V252H244ZM12 251V250H11ZM11 251H9V252H11ZM16 250H14L13 252H15ZM23 251H22V255H23ZM26 251H28L29 252V250H26ZM35 251V250H34ZM33 251V252H34ZM38 251H40V246H39V250ZM43 251V250H42ZM51 251V250H50ZM49 251V252H50ZM67 251V250H66ZM77 251V250H76ZM75 251V252H76ZM119 251H120V249H119ZM155 251V250H154ZM161 251V250H160ZM203 251V250H202ZM229 251V250H228ZM249 251V250H248ZM261 251V250H260ZM4 252V251H3ZM6 252V251H5ZM16 252V253H17ZM36 252H37V250H36ZM45 252V251H44ZM51 252H53V251H51ZM54 252H55V250H54ZM70 252H73L72 250L71 251H69V253ZM79 252V251H78ZM125 252V251H124ZM127 252V251H126ZM224 252V251H223ZM245 252H247V251H245ZM244 252V253H245ZM7 253H8V251H7ZM24 253H25V251H24ZM32 253V252H31ZM31 253H25V254H31ZM62 253V252H61ZM66 254V252H63V254ZM69 253L67 254V255H69ZM80 253V252H79ZM228 256H230V254H228L227 252H225ZM254 253V252H253ZM252 253V254H253ZM9 254V253H8ZM13 254V253H12ZM24 254V255H25ZM44 254V253H43ZM46 254V253H45ZM52 253H50V255H51ZM55 254V253H54ZM71 254V253H70ZM74 254V253H73ZM78 253L76 252V255H77ZM141 254V253H140ZM159 254V253H158ZM160 254L162 255V252H160ZM222 254H224V253H222ZM247 254V253H246ZM1 255V254H0ZM17 255V254H16ZM15 255V256H16ZM21 255V254H20ZM24 255H23V257H24ZM28 255H26V257L28 256ZM34 255V254H33ZM36 255H38L37 253H36ZM40 255V254H39ZM38 255V256H39ZM42 255V254H41ZM40 255V256H41ZM58 255V254H57ZM72 255V254H71ZM70 255V256H71ZM126 255H127V253H126ZM142 255V254H141ZM226 255V256H227ZM258 255H260V252H259V254ZM10 256V255H9ZM13 256V258H15L14 257V255H12ZM59 256V255H58ZM62 256V255H61ZM65 256V255H64ZM73 256V258H74V255H72ZM71 256V257H72ZM79 256V254L76 256V259H77V257ZM127 256H129V255H127ZM166 256V255H165ZM189 256V255H188ZM224 256V255H223ZM251 256V255H250ZM249 256V257H250ZM261 256V255H260ZM264 256V255H263ZM17 258H19L18 256H16ZM25 257V259H27ZM29 257V256H28ZM35 257V256H34ZM48 257V256H47ZM46 257V258H47ZM57 257V256H56ZM68 258H69V256H67ZM140 257H142V256H140ZM149 257V256H148ZM5 258H7V257H5ZM10 258H12L11 256H10ZM17 258H15V259H17ZM45 258V257H44ZM46 258H45V262H46ZM59 258H61V257H59ZM118 258V257H117ZM160 258V257H159ZM8 259V258H7ZM20 259H23L24 260V258H22V256H21V258ZM32 259H33V257H32ZM52 259V258H51ZM62 259H63V257H62ZM64 259H66V258H64ZM63 259V260H64ZM76 259H74V260H76ZM141 259V258H140ZM143 259V258H142ZM151 259V258H150ZM154 259V258H153ZM223 259V258H222ZM230 259V258H229ZM263 259H264V257H263ZM1 260H2V258H1ZM35 260V259H34ZM58 260H60V259H58ZM119 260V259H118ZM128 260H129V258H128ZM160 260V259H159ZM262 260V259H261ZM6 261H9V260H6ZM14 261V260H13ZM12 261V259H11V262H13ZM16 261V260H15ZM18 261V260H17ZM17 261H16V263H17ZM22 261V260H21ZM27 261V260H26ZM26 261H24V262H26ZM43 261V260H42ZM49 261V260H48ZM56 261V260H55ZM65 261V260H64ZM72 261H73V259H72ZM76 261H78V260H76ZM139 261H141V260H139ZM2 263H3V261H1ZM4 262H5V260H4ZM19 262H20V260H19ZM18 262V263H19ZM23 262V263H24ZM29 262V261H28ZM61 262V261H60ZM71 261H70V259H69V263H70ZM106 262V261H105ZM116 262V261H115ZM119 262V261H118ZM127 262H129V261H127ZM143 262H144V260H143ZM160 262V261H159ZM239 262V261H238ZM262 262H264V261H262ZM15 263V262H14ZM15 263V264H16ZM17 263V264H18ZM42 263V262H41ZM47 263H49L50 264V261L49 262H47ZM55 263V262H54ZM74 263H76V262H74ZM73 263V264H74ZM111 263H112V261H111ZM171 264H173V263H175V261L174 260H172L171 262H170ZM4 264V263H3ZM6 264H9V263H6ZM12 264V263H11ZM20 264H22L21 262H20ZM59 264V263H58ZM129 264V263H128ZM144 264H146V263H144ZM165 264V263H164Z\"/></svg>", "mask_w": 264, "mask_h": 264}, {"label": "clouds", "instance_id": "obj_4", "mask_svg": "<svg viewBox=\"0 0 264 264\" xmlns=\"http://www.w3.org/2000/svg\"><path fill=\"white\" fill-rule=\"evenodd\" d=\"M206 7L210 8L214 14H228V10L230 9H241L248 8L249 5H240V4H227V3H219L214 2ZM261 8H264V4L260 5ZM54 119V118H53ZM77 144L76 137L65 138L63 136L62 130L57 129L54 126H50L47 122H42L41 125L37 129V150L43 151L45 153V163L43 165H35L36 168H39L40 171L34 175L31 179L35 180L38 176L39 182L43 185L45 179L49 180V184L51 185L52 181L60 175L61 167L55 164L53 160L54 154L57 148L63 147L65 149L71 147L75 150ZM49 161L52 162V165L49 166ZM67 173H65L66 175ZM3 192V207L5 212L9 211L8 207V196L10 192L9 185L5 183L2 188Z\"/></svg>", "mask_w": 264, "mask_h": 264}]
</instances>
